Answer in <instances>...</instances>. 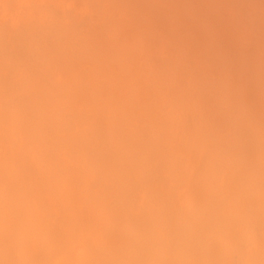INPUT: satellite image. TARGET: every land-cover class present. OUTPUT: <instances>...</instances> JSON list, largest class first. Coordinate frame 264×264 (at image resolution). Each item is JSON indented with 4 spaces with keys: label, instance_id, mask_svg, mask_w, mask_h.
Here are the masks:
<instances>
[{
    "label": "bare ground",
    "instance_id": "1",
    "mask_svg": "<svg viewBox=\"0 0 264 264\" xmlns=\"http://www.w3.org/2000/svg\"><path fill=\"white\" fill-rule=\"evenodd\" d=\"M4 1H3L4 2L3 5H5V3H6V0H4ZM8 1H11L13 3L15 0H7V3L4 6L5 8L3 7L4 10L6 9V7H9L10 6L9 3L12 4L11 2L8 3ZM44 1L47 2L46 0H44ZM73 1L74 0H72L71 2H73ZM82 1H80L79 3H82ZM108 1L110 3L111 2L113 3V4H109V5H114V3H116V2L118 4V1L117 0H116V2H113V1H110V0H107L105 2L109 3ZM121 1H123V0H119L120 4L122 3ZM128 1L131 2V0H127L125 2L126 3H129ZM137 1L138 0H136V2L134 1L135 2L134 6L139 5L138 7L139 8L141 7L140 9H142V7L144 5L145 9L148 8V10L151 9V7H152L151 10L153 11V8H154L153 5L154 4L152 5L151 2L154 3V1L148 2L150 0H147L146 1L147 3H146L145 0H144V3L145 4H143V0H142V2L141 1L140 2L143 5L140 2H139L140 4L139 3L137 4ZM173 1L174 2H171V5L169 4L170 7H165V10L170 8V11L172 9H173L172 11H174L175 10L174 7L171 8V6H172V4L174 6V3L177 2L176 4L179 7L178 13H180V15L183 17L182 18L179 14H177L180 17V21L185 18L186 14L187 15L189 14L190 16H193V17H190L188 15V16H186V18H189V17L190 18H193V19L196 20V22L191 27L190 26L188 27L186 25L182 26V28L185 27V26L187 28L186 27H185L186 29L184 28L185 31H184V29H181L185 33H183L182 35L180 34L182 36V37L180 36V38H183L180 41H178V39H177L179 37H176V36H179L177 34L178 33L177 32L176 35H175V38L177 39L178 42H172V40H168V39H166L164 37L165 40L163 39V41L160 42V44H156V45H154V44L152 45L150 43V40L152 38H154L155 35L157 37L156 39H160L159 37L162 36V35L158 34V31L156 32V30L151 27L153 24L155 25L156 22H153L152 25L150 24L151 26L145 23V21H146V19H144L145 17H142L141 16V12L144 11V7H143V10H135V11H134V8H131L130 7L132 9V10L130 9L131 13L133 11V13L131 14V13H129L130 11L128 12V8L129 7L125 5L126 3H122V4H124L122 7L125 8L124 12L126 11L127 14L129 13V16H131V19L134 18L135 16H136V19H137V17H138V19L141 17L140 18V23L137 24V22H135L132 19L133 22L135 23V24H133V26H135V27H133L130 24L133 27L132 28L133 29V36L130 38V35H131L130 34L129 35V39H126L125 38L126 35H125L124 36V39L120 38V40H119L118 37H117V40H116V34L114 32L117 31V30H119V28L123 27V26L120 27V22L121 21L124 22L126 19L125 20H123V19L122 20H119L120 22L119 21H116L117 19L113 20L114 21V24L113 23L112 24H113V26L116 25L117 28H115V27H113L111 25L113 28L110 27L111 30H109V33L111 32L112 34H110V36L109 35L108 36H109V39L110 38H112V39H110V40L108 39L107 41H105V39L107 38V37L105 38V36H106L105 35V32H106L108 26H110V23L111 22L108 23L109 24L108 26H106V24H105L106 21L105 22L102 21L103 23H101V25H104L106 27V28L103 27V29H105V30H103L102 28H99V25L100 24L97 25V23H95V26L97 25L96 26L97 28L95 29L93 27V32H94V29H95V31L98 30L97 32L100 31L99 35L101 33H102L101 34L102 36L104 35L103 36L104 39L102 40L101 39L102 37H97L96 36V33L93 34V32L91 31L92 30V27H91V30L90 29L88 30L87 28H84L85 30L87 29L86 30L87 33H85V34L82 33V32H85L83 29H81L82 27L80 29L77 28V27H80L79 24H83V22L81 23V21H82L81 20V16H80V20H79L80 23L75 22L76 16H72L71 15L72 14L71 11H73V10H71V9H70L71 11L68 10V11L71 12L70 13V12L66 11V8L67 7L65 6V9L63 8L64 9V13L66 12L67 14H66V17H63V16H61V13L59 14V12H61L63 9L61 11L57 12L58 10L57 11L56 10L53 11L54 7H52L53 9L51 8L52 10H50V6H49V9H48L47 8L48 6H44V3L41 4V5L39 4L40 9L42 8L41 10L44 11V7H45V10L49 11V13H50L49 14L46 11L48 13V16H47L48 17V20H45L44 21V24L47 23V25L48 24L49 25L48 26L47 25L43 26V23H42V26H41V24H40L41 22H37L36 20L35 21H36V23H38V25H35V22H33L34 19L31 20L32 21V24H33V25H31L30 18H29V22H28V24L30 23L29 24L30 26L27 24V27L26 28H25L26 25L24 26V24H21V23L17 24V25H19L18 26L19 28L23 26V29L25 28V30L29 27V32L27 34V31L28 30H26V32L24 30L22 33L25 32L26 34H24V35L23 34L22 35L20 34V36L18 34L17 36H15L16 37V40H17V37L19 38V41L18 40H17L18 42L16 41L17 48H20L23 51V52L22 51H20V52H22L24 54L23 55L20 54L21 56H19L17 52H19L20 49L19 50H15L17 48L16 47L13 48L15 51H17L16 52L17 55H16V58L15 59L19 60L20 62L23 60L22 62L24 64L26 63V61H27L26 58L28 56H25L26 58L23 57V56L24 55H31L30 57H31L32 60L29 57V59L31 61H27V63H29V65L27 63L25 64L27 66V70H28L27 73H29V75L31 74L30 73V70H29L30 68H32L33 71H36V74L34 72V73H32L33 75L31 74V76H26V74H25V72H26L25 67L26 66L23 63H22L23 66H21L22 64L21 65H20V63L18 64L17 63V60H15V62H14V59H12V58L15 57L14 56L15 55V51L13 52L14 55L11 54L12 53L11 51H13V49H11L10 52L8 51L9 52V55L11 54V56H13L12 58L6 52V50H8V49H6L5 47H8L9 46L10 39L8 38L9 39V42H8V46H6L7 45L6 42L8 40H4V38L8 35L7 33L9 32L8 31L9 29L6 30V28L10 25V23L6 22V21H8V19L6 21H4V23H1L0 22L1 25H3V24L5 25V26L3 25L4 28L2 29V30L5 29L4 30V33H2L3 31L2 32L0 31V33H2L3 37L5 36V34H7L4 38H2V36L0 35L1 36V40L3 39V42L6 41L5 42L6 44H3L2 43L3 46L0 44L1 47H3L5 49V50H2L3 53L6 52L5 55L7 54L4 58L5 59H8V60H11L12 59L13 62H14L13 65H17V64L19 65V68H18L17 66L13 67L9 63V65L7 64L6 67L9 70L12 69V70H10L11 73L10 74L7 73L8 74L7 75V74H5L4 71H2L5 74V76L3 75V77L1 76V73H0V88H2L3 89V92H4V94L2 95V98H0V121L2 120L1 122H3L5 119H7L9 122L12 123V125L13 124H14V126L16 125L21 130V134L19 135V139H17L18 138L17 137L18 135L14 134V136H15L14 138H15V140L17 142H19V146L15 150L12 149L13 151L9 152L10 149H11V146H13V143L15 142L14 141V138H13L12 139L13 141L10 140L12 142V145L11 146L8 145L10 147V149L8 150L6 148L8 153L5 154L6 153L5 152L3 156L0 154L2 156V157L0 156L1 157L0 158V226L2 225V223L4 222V220L5 221L7 220V217H5L7 214H9V216L12 214L11 217L12 216L15 217V215L17 214L16 215L17 218L19 217L21 220H18L19 218L16 219V217L15 218L12 217L14 219V221H16V220L18 221V222L17 221L15 222V223H17V225H18V223H19V225H21V222H22V225L23 224H27L28 225V223L30 224L31 223V220L30 221L27 220L26 219L27 217H25V214L28 213L29 214V217H31L34 220L33 217H34V212L35 211H33V207L36 204L39 205V206H42L43 205L45 207L44 204H45V202L47 200L44 201L45 199L42 198V197H44L43 196V193L44 192H47L48 195L50 193H51V195L52 194L53 195L56 194L55 197L58 198L60 194H58L57 190L60 189L63 185H65V184L69 185L71 183V184H73V185H71V187L73 186L74 189H75V186H74L75 184H74V182L72 183V179L75 178V176L71 179V178H69V177H71V175L68 176L67 173L72 172V171H70L71 169L76 170L77 168H78L79 174L81 172L82 173L80 174V177L79 178H76V179H79V181H78L79 183H80V181L82 182L81 179H83L82 184L81 183L80 184L82 185L81 186V189L85 191L84 192L81 189H79L80 190V193L81 192L86 193V190H89L88 191V194H87V195H89L90 194L89 192L91 190V195L93 194L92 196L90 195L91 198H90V196H87L85 194L84 196H86V197L83 196L85 199H88V200L89 199H92V198H93L92 200H94V199H100L101 196L94 195V192L92 190L103 191L102 189H104V188L106 190L108 188H111L112 189V187H114L115 188L114 190H116V191L118 190L120 194L124 193L125 196L127 194H129L128 193L129 190H130V194H131L132 189H133V195L134 196H135V193L134 192H136V189H139V191L141 189H143L145 191H147V189L148 190L150 189L151 190L150 192L147 191V192H149L148 193L149 196H148L147 192L143 191L147 195L144 194V196L146 198L143 199V201H145V202H142V203L143 204H147L149 201H152L153 199H155L156 202H154L155 201L154 200L153 201V203H154L153 205H157V206L159 205L161 207V205L163 203L161 202V204H159L160 203V199H157V198L161 196L160 197L161 198V201L163 200L165 202V199H163V198H169L170 197L169 195L172 193L173 196H171L169 198V200L168 199L166 200L167 203L169 201V203L166 204V205H168L169 210H170V208L172 206V203L174 202V201L172 202L171 200H173V197L175 196L174 192L176 191V190L175 191H172V190L173 189H176L175 187L181 188L183 185L180 187V186H176L177 184H175V185L174 184H171V181H173V180L175 181L176 180L175 179V176L174 177L172 176V178H171V176H168V175H167V177L166 176L165 177L164 176L161 177L158 174L161 177V181L160 182L161 183L163 182L162 185L159 183L161 185V187H163V185H165V187L167 189L168 188L170 189V190L169 189L167 190L165 187L161 188V190H163L164 188L166 189V194L168 196H166V194H164L165 195L164 196L163 193L165 191L162 192V195H161V191L159 190L158 186L155 187L157 189H155L154 187L152 188L151 187V184L147 183L146 181L149 180V178L152 175H154V178L151 177L152 180L157 179V178H159V180H160V177L159 176L156 177V173H159V172L162 173V172L165 171V170L163 171V169H166V165H165V168H163L164 166H162V163H164L165 160H164V162L160 161L161 157L167 156V157H165L166 158V161L167 160L168 161L172 160V161H170V163L172 162V166L171 167H174L173 165H175V167L173 169H176V168L179 169L178 172L180 173L179 174L180 176L182 174L181 173L182 170L180 168H178L179 167L178 164H181L184 167H186L184 165L185 162H182L183 159L185 158V156L183 155L184 153L181 154V153L178 152L179 155L176 158L175 156H173L174 153L173 154L170 153V149L169 148H165L166 145H167V142L166 141H168L169 138L167 140H165V141H162V143L159 142V146H157L158 144L155 146V143H158V141L161 139V136H162V139L163 138L166 139V137H165L166 134H165V131L164 130L165 129H169L171 126H173L175 124L176 125L177 124L179 125L178 130H179L180 127H183V128L186 127L188 129L189 126H190V124L193 126L194 129L192 127L191 128L194 130V135H193V132H192V129L191 128H189V130H187L186 132H185V128H184V131H183V128H182L181 129L182 130L181 132H185V133L188 132V135L186 136V143L188 144V141H191V139H192L193 142L191 141L192 142L191 145L194 146L195 149L198 148V150H200V148H202L203 145L204 146H207V148L205 147L207 149V153H204V155H206V154L209 153V155L211 156V159H212L213 163L212 162H210L212 164L209 163V159H208V157H206L207 155L205 156L204 159H208V160H206V161H208V163L206 165L207 166V169H209L210 167L211 168L213 167V169L211 171L210 170L211 168H210L207 172H205V171H203V172H205V173H208L209 171L212 172L211 176L215 177L214 178L215 180L219 176L218 173L221 172L218 168H220V169L221 168H223V169L225 168V170H226L227 169L226 167L229 166L230 164H232L234 166V164H237L238 162H241V161L244 162V163L246 162V158H243L244 161L242 159H241V161L238 159V158H240L239 157L241 155L240 153H242L244 155L247 153V155H249V157L252 158L251 157L252 156L251 153L254 154L253 151H256V149L258 148V143H259V142H257L255 140V137L253 136V134L255 135L256 131H258V130H260L262 133H264V103L257 104V107H253V106H251L249 104V102L252 101V99H249V101L247 100V102L244 103L245 101L242 100V97H243L242 95L244 93H248V91H246V89H247V87L251 86L249 88H251V90H252V88L255 89V93H256V95L257 94L260 95L259 96L260 99L261 98H264V52H261L262 50H260V51H257V52H260V53H258L257 55H256V53H253L252 56L251 55L249 56V53L239 52L240 58L236 56V52L234 53L235 55H233L232 53H228V52H231V50H230V48H232L231 46L233 45V47H234V44L231 41L232 37L229 40V37L226 36L225 38H227L228 40L227 39L224 40V39H220V38L218 39L217 38L218 36L217 37L215 36V31H216V28L215 27H217V26H214V24L216 22L222 21V19H221L220 15L217 12H216V14H218L219 16L218 15L217 16L220 17V18H217L216 16H214V15H216L215 14V11H217L216 8H218V6L214 5V6H212L213 8L207 6L208 3H211L210 0H204L203 1L204 3H202V2L199 3L201 0H199V1L198 0H173ZM223 1H225V0H222V2ZM237 1L238 2H242L243 1V3H241L240 5H244V4L250 5V3L253 2V7L254 8L256 6H258V7L255 8L257 10L253 13V16H250L249 15L250 16L249 18L247 16V18L243 22H246V23H249V24L251 23V25H254L255 28H253L252 26L250 28L255 29V30H258L259 34L261 35V40H262V38H264V36H262V35H264V26H262V25H264V24H262V23H264V0H242V1L241 0H237ZM18 2H20L22 4L21 1L18 0ZM212 2L215 3L214 0ZM229 2H232V0H230ZM31 3H32V1H30L29 5H26L25 4L26 5V8L27 7L28 8L29 7H37L36 4H35L36 6H30ZM83 3L86 4L85 5L86 6L85 8H88V6H89L90 7L89 10L92 9L91 12L94 11V14L97 15V17H96L93 14L94 15V18L95 17L96 18L100 17V18H98V19H100L99 21H101V19L105 18L106 16L108 18L109 15H110L109 16L110 18H113V17H115V15L118 14V12H120V14H121V11H122V9H120L121 11H119V9H118L121 5H117L118 8L115 7L116 5H114L113 7H115V9L117 8L116 11L115 10L114 11L112 10L113 7H106V8H110L111 9V10L109 9L110 12H113L114 14L113 13H110L109 14V11L106 8L105 9L108 12L107 11L106 12H103L101 10V7L103 6L102 5L103 0H85V2L83 1ZM149 3L151 5V7L149 6ZM7 4H8V6H7ZM21 4L18 3V7H16V8L19 9V6ZM254 4H255V6H254ZM42 5L44 7H41ZM80 5H81V7H83V4H80ZM140 5H142V6H140ZM157 5H158V3H157ZM12 6H14V5H12ZM15 6H17L16 5V2H15ZM126 7H128V8H126ZM225 7H226V5H225ZM230 7H233V6H230ZM230 7L228 9H230ZM9 8L11 10H8V9H6V10L8 12H11L12 11V8L11 7H9ZM163 8H161V9H163ZM210 8H212L213 10H211ZM238 8H237V12H238ZM40 9H38V10H40ZM228 9H226V10H228ZM259 9H260V12L262 13V15H261L260 12H258L260 15H256V14H258L257 11ZM13 10L15 11V8ZM38 10H35V12L37 11L36 12L37 14L39 13ZM81 10H83V8ZM81 10H78V11H81ZM89 10L86 9V11H89ZM117 10H118V12H117ZM151 10H150L149 13L147 12L146 14H148V15L151 14V17L153 16L152 18H154V21H156L160 17L161 18L159 20H157L158 22L161 19H164L166 16L170 17V15H166L165 16L164 13H161L156 8L154 9L155 12H153V13H155V15H154L153 13H151L152 12ZM235 10H234V13H237V12H235ZM7 11H3L2 10L0 12H4L5 13ZM43 11H41V12L43 13ZM50 11H53V12H50ZM138 11H140V13H137ZM175 11H177V10H175ZM212 11H213V13H212ZM15 12H17V11H15ZM17 13H18L17 15L19 17L20 16L19 15V12H17ZM42 13H41V15H42ZM134 13L136 14L135 16L133 15ZM160 13H161V16H159ZM31 14H33V17H34V14L35 13L33 12V13H30V15ZM37 14H35V15H37ZM39 14L37 16H39ZM120 14L117 17H120V19H121V16H123V15L121 14V16H120ZM211 14L212 15L214 14L213 17H215L213 19V21L211 20V18H212V15ZM0 15H1V13H0ZM25 15L28 16L29 14L26 13ZM25 15H23V17L20 16V17H22V20H23V18H25L24 17ZM43 15H44V13H43ZM45 15H46V13H45ZM45 15L43 17H45ZM67 15L69 17H71V18H69ZM76 15L79 16L80 14L77 13ZM88 15H90V14H88ZM124 16H127V15L124 14ZM154 16H156V20H155V17ZM173 16H174V14L171 15V17H170L171 20H169L168 17H166L164 20H166V19L169 20L170 24H171V21H172V23H174V21H176L177 22L176 25L179 26V24H180V26L179 27L178 26L177 27L175 26V29H180L181 28V24H183V23H179L176 20V18L173 17ZM67 17H68V20H71L70 21V25L69 24H66V22H67L66 21V18ZM73 17H75L74 18L75 20L72 19ZM82 17L83 18L84 17L86 18V19L85 18L84 19L82 18L83 20H85V22L86 21L90 22V20L87 19V16L83 15ZM162 17H164V18H162ZM172 17H173V19H175L174 21H173ZM43 19H45V18H43ZM109 19H107L108 20L107 22H109ZM131 19L130 20H127V22L128 21L130 22ZM143 19L145 21H143ZM193 19H190V20L192 21ZM150 20H151V18H150ZM164 20H163V22H165ZM190 20H189V22H190ZM12 21H13V19H12ZM24 21H26V20H24ZM73 21H74V23H73ZM88 22H87V24H88ZM146 22L149 23L148 21H146ZM213 22H215V23H213ZM238 22H240V21H238ZM98 23H100V22H98ZM161 23H162V20H161ZM74 24L75 25L77 24L76 25L77 27L76 26L75 27H76V29H79V31H77L75 28H73V25ZM87 24H84V25H86V26L89 27V24L88 25ZM121 24H122V22H121ZM123 24L125 25V22ZM218 24L219 23H216L215 25H218ZM66 25H68L69 28ZM71 25H72V28H71ZM130 25H126L125 27H127V26L130 27ZM12 26H13V24H12ZM230 26L226 30H228L229 28L232 30V28ZM232 26L235 27L233 24H232ZM246 26H247V24H246ZM2 27H0V28H2ZM48 27H49V29H47ZM125 27H123V28H125ZM12 28H14V26ZM218 28H219V30H222V27H221V29H220V27H218ZM245 28H247V27H245ZM73 29H75V33L74 32H71V31H74ZM101 29H102V31H101ZM162 29H165V31H166L165 33H168L170 31L171 32V35H170V33H168L169 36H172L173 35V31L170 28V26H168L167 29L166 28H162ZM15 30L16 29H14V32H15V35H16V33H17L16 31L17 30L16 31ZM20 30H22V29H20ZM38 30L41 31V32H39L40 34L37 33ZM80 30H82L81 33H79ZM124 30H126V28ZM231 30H230V32H231ZM6 31H7V33H6ZM76 31L80 35L82 34V36L85 35L84 38H82L80 36L82 38V39L80 38L81 41L83 40L82 42H80V44L78 43L79 41L76 38V36L79 35V34L78 35L76 34ZM89 31H91V34H93V36L95 35L94 36L95 38L93 36H92L93 38L88 37L87 34H88ZM103 31H105V32H103ZM14 32H10V33L14 34ZM129 32H131V31H129ZM258 32L257 33L254 32V33L258 34ZM113 33H114V36L112 37ZM119 35L117 34V36H119ZM183 35H184V37H183ZM258 35H256V36H258ZM120 37H122V36H120ZM237 37L234 36L235 41H237ZM10 38H11V36H10ZM75 38L78 41L77 43L76 42H73L75 40ZM99 38H100V41H99ZM113 39L116 40V41H114ZM238 39H239V37H238ZM111 40H113L114 42L111 41ZM11 41H13V40H11ZM102 41H104L103 42L104 44L106 42H107V44L109 43V45L107 46V44H106L104 46V44H102V46H101L100 44H101ZM169 41H171V42H169ZM245 42L247 43L248 41H245ZM73 43L74 44L75 43L78 44L77 45L78 48L75 45L76 46V49H75ZM153 43H155V42H153ZM238 43L239 42L237 41V44ZM239 45L243 46V44H241V43H239L238 46ZM14 46H15V44H13V47ZM150 48H152V52L150 50L151 53L148 50ZM144 49H146L147 51L143 54L141 52ZM162 49L168 50L167 52L169 54H171L172 57L166 58V57L160 56L159 55V52ZM0 50H1V48H0ZM2 51L0 53H1L2 56H4V54H2ZM42 51L45 52L44 55H46V56L43 57ZM47 51H49V52H47ZM25 52H27V54H25ZM184 53H187L188 54V57L187 58H189L190 56L193 57V61H190L189 64L192 63V62H194V61L196 62V65L195 66H200L199 64H201V65L203 64L202 66H204V67L206 66L205 67L206 70L209 68V72H206L205 69H204V72L201 71L202 72L201 73L200 70L197 67H191V68L189 67V69H188V63H187V60L188 59L186 60V62L183 60L185 58L182 59ZM242 54L244 55L243 57H245V59L242 57ZM95 55L98 56V57H96ZM165 55H166V53H165ZM7 56H9V58H7ZM17 56L22 57V58H19L18 59ZM91 56H93V58ZM246 56L248 58H246ZM95 57H96V59H95ZM138 57L139 58L143 57V59L141 58V60H143L145 63H148L151 60V62L154 64V68H152V71L149 70L146 73L147 74V78H149L150 76L152 78L154 77V80L153 81H156V83L154 82L155 83L154 85L152 84L153 82L150 83L148 81L151 78L146 79V77H143L144 79H141V78L138 79L136 77L135 78L132 77L133 79L131 80V78H130V81L127 79L128 75H131L133 73L131 71L132 66L135 65L136 62H139L138 61ZM23 58H25V59H23ZM82 58H85V60H87V59H89V60L94 59V60H91L93 62L92 65L89 62V64L92 67L93 73L92 74H88V77H87V79L85 78L86 79L85 81H86V84L87 83L89 84L90 82H87L89 80L88 78L92 79V82L91 83H92V85L93 84H96V87H95V85H93L96 89H94V87L92 86L93 87L92 89H94L95 91L94 90L91 91V88H90L91 86L90 85H87L90 88V90H89V88L87 86H85V88L87 87V89L90 91V92L88 91L89 93L87 91L85 92L86 94L87 93L89 94L88 97H86L87 95L85 93H83L85 89L83 88L81 90L82 82L84 80V79L82 80V78L85 77V76H83L82 78L80 77L81 79L79 78V82L80 83H78V84L75 85L76 82H74V81H77L78 82L77 77L82 76V74L84 73L83 72L84 69L86 70L87 67L81 68V69H83V71H81V69L79 70V71H81V73L78 74L79 76L76 74V77H73L74 79L70 77L71 80L69 81L67 79V81H69V82H65L64 85H60L61 83L62 84L64 83V82H61V81H59L61 83L58 84L57 82H54V80H53V82H52L53 85L51 84V82H49V83L47 82L48 83L47 84L46 81H44V80L51 81L50 79H53L54 78L52 75L57 72L55 69H58V71H60V69H61V71L63 73L65 72L66 77L69 78L68 77L69 76L68 73H69L70 70L68 71V66H70L69 67V69H70L73 66L71 64L75 60H77V61L80 60L81 61ZM0 59L3 60V58H1V57H0ZM20 59H22V60H20ZM51 59H54V60H57V59L60 60L61 59L63 62L60 61L61 62V63H59L60 64V67H59V64H58V68H57V66H55V68H53L54 69L53 70L52 69V65L54 67L55 63L51 62L52 61ZM12 60H11V62H12ZM33 60H35L34 61L35 62V66L36 65L38 66V67L36 66L35 69H33V63H31V62H33ZM85 60L82 61V62H85ZM151 62H149V64ZM4 63L2 64V61H0V64H2L0 66H3ZM76 64L79 65L78 63H76ZM89 64H88V69H87L86 72H89L90 73L91 68H89ZM9 66L11 68H9ZM29 66H31V67H29ZM39 66H40L41 70L39 69ZM139 66H137L136 68L138 69ZM151 66H152V64H151ZM202 66H201V68H202ZM20 67H23V69L21 70V72H23L26 77L23 78V77H21V76H23V73L21 74V76L18 73V76H20V79H22V81L19 83V81H17V78L18 77L15 75V73H17V72H16V69L14 70V68H17V69H19L18 71H20ZM147 67H149V66H147ZM3 68L5 69L4 66H3ZM64 68L66 70H64ZM78 68H79V66H78ZM42 69H43V71H42ZM50 69H52L53 71H51ZM104 69H106V71L108 72L107 74L104 72ZM107 69H109V71ZM132 70H133V68H132ZM38 71H39V74H37ZM67 71H68V73H67ZM135 71H136V69H135ZM7 72H9V71L7 70ZM41 72H42V75L43 76L41 75ZM75 72H76V70H75ZM226 72H228V73L230 72L231 75H234L235 74L234 76L238 77V81H240L239 78L243 75L244 76V79H243L244 84H243V86L241 85L242 82H240V85L241 86H238L239 83L237 84V86H232L231 84H229L231 82L229 80L227 81V76L230 78L231 75L230 74L228 75ZM143 73H144V71H143ZM236 73H238L239 75H237ZM146 74H144V75H146ZM13 75L15 77H17L16 78V81H15L16 83H14V84L7 83V82H10L11 79H13ZM140 75H141V73L138 76H140ZM41 76H42V78H41ZM8 77L9 78L12 77V78L11 79H7V80H4V81H7V82L1 81V79L3 80V78L6 79ZM91 77H94L95 79L97 78L96 80H97V82L98 81L99 82L96 83V80H93L94 78H91ZM18 80H19V78H18ZM40 80H43L44 83L47 84L46 86H49V84H51V85L49 87H46L45 84H42V81H40ZM241 81H242V79H241ZM71 82H73L74 84L71 83ZM54 83H55V85H54ZM56 83H57V85H56ZM7 84H9V85H7ZM86 84L84 83L83 85H86ZM98 84H99V86H98ZM43 85L46 88L43 87ZM235 85H236V83H235ZM77 87H79V90H77L78 89ZM99 88L102 89L101 92H100ZM164 88L165 89H168V91L169 90L171 91V97H170V99L166 98L165 103H163V105L161 104V108L162 109H158L159 111L155 113L156 115L153 118H150V120L152 119L150 122L143 123V125H141V126H139L140 125L139 124L138 125L139 126L138 128L137 127L135 128L134 127V124L133 125L131 124V126L136 129L135 131L126 130L127 127L123 125V122L127 121V119L125 120L123 118V116L124 115L125 116H128L124 112L126 110H129L130 108H132V105H133L132 99H134V98L131 96V93L133 92L135 94L138 90H143L145 92L146 91L148 92L149 90H155V93L157 91L158 95H160L159 94V91L161 90L160 92H162ZM74 90H76L75 93L78 96H82V95H79L81 93L85 94L86 95L85 97L87 98V101L92 100L93 101V104L94 103H97V102H100L101 104L97 103V105H95V106L93 105L94 109H97L96 106H100V109H99L98 112H99L100 115H102V118L105 117L103 115L108 114V118H110L112 121L109 120L106 117L109 120V122L107 123V121H106L104 123V127H103L102 126V123L103 122L100 121L101 118L99 116L97 117V115H95L96 119H94L95 117L93 119L87 118L88 117L87 115H90V112H88L89 113L88 114L85 109H83V110H85L86 112L83 111L82 108H80V111H82L81 113H83V114L77 113V112L75 114L74 111H73V108L74 107L71 108L70 105L67 106L64 102L63 103L65 104V106L63 104L58 105L60 102H62L63 99L65 100L64 97H66L67 95H68V97H66V98H68V100H70V101L71 100L73 101L74 96H73L72 93L74 92ZM119 90L121 91V93H120ZM80 91H82V92H80ZM170 91H169V93L167 92L166 94L165 93H161V94H163L164 97H167L170 94ZM68 92H71V94H69ZM77 92H79V93H77ZM101 93L108 94L109 95V96H107V102L106 101H105V103L102 102L103 101L102 99L105 98V100H106V96L101 98ZM111 93H116V95L118 94L119 97L117 96L118 98H116V100H114L113 94H111ZM69 95H71V96H69ZM142 95L143 96L146 95V96H144V98H145V101H147L146 98L149 97V96L147 94H145V93L142 94ZM240 96H241V98H240ZM252 96L254 97V95H251L250 97H252ZM85 97H84V99H85ZM110 97L113 98L112 100H114V104L113 103L112 104H109L110 102H113L111 100H110V102H108V99H110ZM114 97H115V95H114ZM135 97H136V95H135ZM141 97H139V98H141ZM164 97H163V99H164ZM155 98L157 99V97H155ZM159 98H160V101H161V97H159ZM238 98H240V100ZM257 98H258V96H257ZM136 99H137L136 100V102H137L138 101V98L136 97ZM156 99H153V100L156 101ZM255 99H256V97H255ZM149 100H151V99H149ZM241 100L243 102H241ZM258 101H259V98H258ZM260 102H262V100ZM68 103H70V102L68 101ZM146 103L148 105V102H146ZM153 103H155V102H153ZM82 104H84V103H82ZM90 104H91V101H90ZM74 105H76V104H74ZM135 105H137V104L135 103ZM166 105L168 106V108L166 110H164L167 107ZM66 106L70 108L69 111H72V114L71 115L68 112L67 108L65 110V107ZM145 106H146V104H145ZM145 106L142 105L143 108ZM154 106L155 105H153V107ZM159 106H160V104H159ZM164 106H166V107H164ZM61 108H64V109L61 111ZM137 109H139V108L137 107ZM154 109H152V110H154ZM156 109H157V107H156ZM87 110H88V108H87ZM131 110H134V109H131ZM152 110L151 111L150 110L147 111V112H150V113H146V111H144V112L147 115H149V114L152 113ZM64 111L66 113V114L64 113L66 116L63 114L62 118L59 117ZM131 112H132V114H130L128 117H132L133 111H131ZM137 112H138V110H137ZM144 112L142 114L141 113L140 114L143 115ZM183 112L184 113H188V114L190 112H192L193 115H194V113L195 114H199V115H201L202 119L199 118V121H198V119H196V117H195V119H196L195 120L194 119V116H193L192 117V119H193L192 122L194 124H192L190 122H189L190 124H188V121H187V124H185V122H184L185 120H182L181 121V119H180L181 116H183V114H181ZM74 114H75V116H74ZM84 114H87V115L86 116H83ZM177 115H180V116H178L179 118L177 117ZM186 115L184 114V116H186ZM64 116L67 117L66 118L67 120L65 119L63 121V117ZM136 116H138V115H136ZM144 116H146V115H144ZM69 117L71 118V121L69 120L70 119ZM78 117H80V118H78ZM186 118L188 119V116H186ZM144 119H145V117H144ZM190 119H188V120H190ZM206 119H207V121L202 124V121L203 120H206ZM74 120L76 121V123L73 122ZM98 120L100 121L99 124L97 122ZM103 120H104V118H103ZM195 121L196 122L198 121V122L195 124ZM134 122H135V120H134ZM5 123H7V122H5ZM86 123L87 124L96 123L98 125H94L93 124L94 126L90 128V127H88V125ZM126 123H127V125L129 124L128 121ZM108 124H109V127L107 128ZM6 125H8V124H6ZM80 125H82V127L85 126V125H87V126H85L87 128H85V127L82 128V127H80ZM185 125H187V126H185ZM125 127H126V129H125ZM2 130H4V129H2ZM171 130H172V128H170V131ZM178 130L175 131V126H174V130H173L174 133L173 132L170 133V131H168L169 134H170V136H171V137L169 136L170 137V140H172L175 137V135L177 136L178 132H180ZM5 131H7V130H4V132H2V131H0V132L1 133H6ZM14 131L15 130L13 129L12 132L14 133ZM163 131H164V134L162 133ZM181 132H180L181 136L178 134L181 137V139H179L180 137H178L177 140H176V137L174 138V140L176 141L177 144H182V142H181L182 137L185 136L184 135L185 133L182 134ZM196 132L198 134H196ZM173 134H175V135H173ZM0 136L2 138L4 137L1 134H0ZM188 136L191 137L189 140H188ZM262 137H264V136H262ZM3 139H1L2 140L1 142H3ZM17 142H16V145H17ZM163 142H166L165 143L166 145ZM183 142H185V140ZM183 144L186 145L185 143H183ZM160 145L161 146L164 145V146L161 147ZM188 145L190 146V144H188ZM188 145H187V148L189 147ZM5 147H7V146L5 145ZM159 147H160V149L161 148H164V149H161V151H160L159 150ZM226 148H227L228 151L231 150L232 148L233 149L234 148L237 149V153H238L239 156L237 155V157H236L237 159L235 161H234L235 158L234 159H231L230 158V155H229V157H228V155L226 157V155H225L226 152H224V149H226ZM259 148L264 149V146H261V147L259 146ZM259 148H258V150H259ZM208 149H210V151ZM171 150H172V148H171ZM227 150H225V151H227ZM168 151H169V153H167ZM200 151H202V150H200ZM168 154H169V156H168ZM180 154L183 155L184 158H182V156H180ZM187 154H189V153H187ZM153 156H158V160L160 162L157 163V164H158L159 168H162V170L159 169V171H158V169L157 170L155 169V171H157V172H154V174H153V170H152V172H151L152 174H147V175H150L149 178H148L147 175H146V173H145V171L143 170L144 171L143 172L142 169L143 168L145 170L147 169L145 167L146 163H148V161H149V163H151L150 162V160H152L151 158H153V159L156 158V157H153ZM172 156L175 157V159H172ZM259 156H260V154H259ZM62 157L68 158L69 161L68 160H65V161L63 160L64 162H62L61 161ZM180 157L182 159H180ZM241 157H243V156H241ZM37 158H38V160H41L43 162L42 163L43 166H42V164H40L41 166L39 168L41 169V172L43 173L44 177H43V175L42 176H38L37 175V172L36 173L34 172V170H35L34 167H33L34 170H30L32 168L29 169V167L31 166V164L29 165V162H30L29 160H32L33 159L32 161H34V159L36 160ZM145 159H146V163L143 162V161H145ZM163 159L164 158H162V160ZM176 159H179V160L177 161ZM204 159L202 158V160L200 162L202 163V161ZM155 160H157V158L154 159V161ZM232 160L235 163H233ZM257 160H256V162H257ZM185 161H187V160H185ZM206 161L203 162V163L205 164ZM242 162L240 164H243ZM248 162H249V160H247V163ZM76 163H83L84 165L83 164L82 165L84 167H82L81 169L79 168V166L75 167L76 166L75 165ZM170 163H168V165ZM251 163L254 164V162H251ZM251 163L249 164L250 166L253 165ZM259 163H257V164H259ZM46 164H47V166H46ZM159 164L161 165V167H160ZM202 164H201V167L203 168ZM221 164L225 165V167H223V165L221 166ZM77 165H79V164H77ZM142 165H144V166H142ZM147 165H149V164H147ZM151 165L149 167L150 170H151ZM208 165H210V166H208ZM249 165H247V166L244 165V167H243V170L244 171H241V172H239L240 170L239 171L235 170V168H233L231 170L230 169L231 166H230V168H228V169H230V171H228V169H227V171L229 173H234V171H237L236 174L234 173L233 175H235V176L237 175L238 177L240 176L239 179L237 177H236V179L234 178V183L236 182L235 180H238L237 181L238 183L237 182H236V184L231 183V185L233 184L232 185L233 188H234V185H236V192L234 191V193L239 194L240 195V198L242 197V195H243L244 198L247 195L246 198L248 200H249V198H252V197H253V199H254V197H256L255 199H257V196L259 198H260V196L264 197V193H259L258 191L255 190V188H257V185L258 184H259L258 186L261 185L260 187H264V169H262V167H261L262 165L261 166L259 165L261 168L257 167V169H256L255 168L256 164H254L255 166L253 165V168H255L256 170L255 169H251L252 166L250 167ZM69 166L70 167L72 166L75 169L72 168V167H71V169H69L70 168ZM245 166H246V168H245ZM248 166H249V168H247ZM44 167L46 168V170H45ZM201 167L199 165L198 170ZM42 168H44V169H42ZM140 168H142V169L140 170ZM156 168H158V167H156ZM177 169L175 171H176V174H177L178 177L177 176L176 177L178 178L177 180H180V183H179V181L177 183L180 185V184H182V181H181V179H179V175L177 173ZM47 170H49L50 174H47ZM52 170H55V171L53 172ZM68 170H69V172H68ZM168 170H172V168L171 169H168ZM200 170H202V169H200ZM200 170H199V172H200ZM51 171H52V173H51ZM141 171L146 176L142 175ZM146 172H147V170H146ZM172 172L171 171L170 172L167 171V174L169 173V175H172ZM183 172H184L183 173L184 175L186 174L185 176H187V174L189 173L187 170H186V173H185V171H183ZM197 172H194L195 174H193L194 175V176H192L193 178L195 176L196 177L198 176V179L199 180L201 179V181L203 179H206L207 180V176L205 175V173H201L200 176H199V174L198 175L196 174ZM216 172H217V174H216ZM228 172H226V173L228 174ZM38 173H40V172H38ZM148 173H149V171H148ZM140 174H141V176H140ZM45 175H47V176L45 177ZM72 175H73V172H72ZM173 175H175L174 172H173ZM201 175L203 176L202 177L203 179L201 178ZM233 175H231V176H233ZM143 176H144V178L147 177L148 179L147 178H145V179L143 178V181L142 182L140 181L142 183V185H141V184H139L140 182L138 181V178L139 177L141 178ZM211 176H209V178ZM223 176H225V175H223ZM192 177H190V178H192ZM196 177H195V179H196ZM227 177H228V175L226 176V178ZM67 178H69L68 181H67ZM140 178H139V180H141ZM184 178H182V179H183V184L185 185L184 182L185 181H188V179L186 180ZM193 178L191 180H193ZM209 178H208L207 181L214 180L212 178H210V179ZM169 179L171 180L170 181V184L171 185L168 184V183H167L168 184L167 185L165 183L166 181H169ZM152 180H149V182L152 181ZM199 180H196V181L199 182ZM206 180H203L204 182H200V183H197L195 181V186L197 188L194 187L193 188L194 190L192 192H196V190H198V192H199L202 187H204V189L207 188L206 185L203 186V184L205 183ZM227 180H229V178ZM154 181H157L158 182V179L157 180H154ZM154 181H152V182L154 183ZM78 182L75 181V183H78ZM133 182H135V183H133ZM143 182H145L147 186H144L145 184L143 185ZM198 184L201 185V186H197ZM172 185H174V186H172ZM149 186L151 188H149ZM136 187H139V188H136ZM145 187H147V189H145ZM54 190H56V191H54ZM152 190H153V192H152ZM177 190H180V189H177ZM59 191L61 192V189ZM73 191H75V190H73ZM124 191H127V192H124ZM168 191H171V192L168 193ZM77 193H79V192H77ZM141 193H142V191H141ZM151 193H152V195H151ZM153 193H155V194L157 193V194L156 195L155 194L153 195ZM206 193H207V191H206ZM234 193H233V195H234ZM41 194H42V197H41ZM120 194H118V192L115 194V192H114V197L112 198V200L115 201V199H119L120 198ZM124 194L121 195V198H120L121 200L119 199L120 201L118 202L119 204H120L121 201L122 202H125V204H126V202L129 201V198H130V200L133 199L132 196H130L129 198L128 197L126 198L124 196ZM214 194L215 195L218 194V196H219L220 193L219 192L217 193L216 191H214L213 192V195L212 194H209L211 197L213 196L212 199H211V197L209 195L203 197V200L205 201V204H206L205 206H203V207L202 206L196 207L195 205L192 206V210L191 211H194V213H195V209L196 208H198V209L201 208V207L204 208L203 210L202 209H200V210L196 209L197 211H199V212L196 211V214H194V213L191 212V214L193 216L195 215L194 218H193L194 219L193 222L190 221V222L187 223L186 220H184L186 223L185 222H182L183 220H181L182 218L180 217V215H179V220H180L179 221L177 219L178 218L177 216H178L179 213L178 212L176 213L174 211L177 214V215H175V213H172L173 210H171L172 212L171 211L170 212L172 213V215L176 216L175 217V221L178 220L176 222V226H175L174 221H171V220H173L172 218H174V217L171 218V216H170L171 214L169 215L168 209H165L167 207L165 205V203L163 205H165L166 207H164V206L161 207V211H163L162 212L163 214L160 213L158 215H160V217L162 215H164L165 219H164V222H162V223L165 224V221H167L166 222L167 225L165 226L167 229L166 228H163L164 224H163V226L161 224L160 227L162 226L161 227V233H162L161 235L162 236H159V235L158 236H159V238L162 237L160 239H163V241H165V238L167 236L165 238H163L164 234H167L168 232L171 233L170 231H167V230L170 228V230H173L174 231V233H173V231L171 233V234H174V235L173 236L170 235L169 237L172 239L171 241L175 245V249H177V251H178V254L177 255H176L177 252L173 253V254H175L177 256V259L174 258L177 261V264L178 263H180V264L181 263L182 264H186L188 262L187 260H189V259H190L189 261L192 262L191 264H216V263L218 264L220 262L219 259H221V257H220V258H218V261H217V257H219L218 255L221 256L222 254H224L226 256V254H227L226 252L228 250H226V248L224 250H222L223 248L220 247L219 248V251L221 250L223 252L224 251H226V252H224V253L223 252H221V253L220 252L219 253L217 252L218 254L215 253L216 255L215 254L213 255L214 252L212 253L213 250L211 251V249L214 247L215 248L214 251L217 250L216 249V247H217L216 245H217L219 239L220 240L223 239L224 240V243H226L225 242L226 235H224L222 233L224 231L227 232V230H229L230 228H231L230 230H232V227L233 226H236L235 224H238V223L241 224V225H245L246 226V223H250L251 224V222L252 223L254 222L252 224V226H254L255 225V221H253L252 218L250 219V215H256L257 214V216H255V217L256 218H259V217H261V214H264V213H262V208H264V205H262V204H264V202H262L261 204H259V203L257 204L258 205V207H257L258 209L257 210H255L256 209L255 207H252V204H249L248 205L246 203L247 204V205H245L246 208H250L251 207V209L252 208H255V209H252V211H251L250 209H246L245 208L247 211L245 210L246 214H244V211H242L244 209L242 207L243 204L241 203L242 198L241 199H237L239 196L237 195V198H236V194H235L234 196H235L236 199L235 198H233V199H235L237 201V203H239L238 200H240V203H241L240 209L242 208L241 209L242 212L241 211L239 212L238 208H236V209L235 208H231L230 211L232 209H235V210L234 211H231V212L229 211L227 214L225 213V211H223L224 213L221 212V213H223L222 214L223 216H222V215L218 214V211H219V209L222 210L223 207L225 208V206L221 207L222 206L221 203H222L223 199L226 200V196H225L226 194H222L221 193V196L223 195L222 196L223 199L221 198V196H219L220 197L219 200H217L219 197L217 198V196H215L216 197L215 198L214 197ZM260 194H262V195H260ZM44 195H45V193H44ZM117 195H118V198L116 197ZM123 196L125 197V199H124L125 201H123V199H122ZM147 196L150 199H151L152 196H154L155 198L152 197V200H149L147 198ZM208 196L210 197V199L208 198V200H207L206 197H208ZM224 196H225V198H224ZM231 196H232V194H231ZM234 196H232V197H234ZM98 197H100V198H98ZM102 197H104V195H102ZM63 198L66 199L67 197L66 196H63ZM104 198H101V199H104ZM36 199L38 201H36ZM40 199H41V201H40ZM52 199H54V198H52ZM126 199L128 201H126ZM146 199H148V200H146ZM253 199L252 200H249V201L253 202L254 201ZM32 200L36 204L33 205V207L30 208V206L32 205V203L31 202L29 203V201H32ZM210 200H212V201L215 200L214 201V204H213V202H210ZM133 201H134V199L132 200V203H134ZM204 201H203V203H204ZM219 201H221V202H219ZM116 202H117V200L115 201V203ZM224 202L225 201H223V204H225ZM231 202H233V200ZM255 202H256V200H255ZM257 202H258V200H257ZM259 202H260V200H259ZM28 203L31 204V205H29ZM118 203H116V204L113 203V204H114V206L116 205L118 207V205H119ZM218 203H220V205ZM237 203H235L236 204V207L238 205ZM121 204L119 205V207L121 206ZM169 204H171V205H169ZM207 204H209V205H207ZM253 204H255V203H253ZM37 205L35 207H37ZM128 205L127 204L125 205V207H126L125 209H127V210H129L128 209ZM148 205L151 208L153 206V205L151 206L150 204H148ZM200 205H204V204H200ZM43 206H42V208H44ZM142 206H144V205H142ZM13 207H18V208L20 207L19 209H21V212H18ZM24 207L27 209L28 212L25 210L26 213H24V212L22 213V210H24ZM139 207H141V206H139ZM177 207L179 208V206H177ZM142 208L143 207H141V210H142ZM157 208L158 207H156V208L153 207V210H154L153 212H155V210ZM193 208H195V209L193 210ZM143 209L145 211V206H144ZM190 209L191 208H189V210ZM11 210H13V212ZM29 210L31 211V213L33 212L32 213L33 216H30L31 213H30ZM121 210H122V208H121ZM124 210H123V214L124 213L126 214L127 211L124 212ZM158 210H159V212H161L160 209H157V212L156 213H159ZM179 210H180V208H179ZM259 210H261V211H259ZM9 211H11V213H9ZM164 211L166 212V214L164 213ZM236 211H238V214L236 216L238 217L239 220L238 219H235V217H234V214L237 213ZM153 212L151 213V215L153 214ZM234 212H236V213H234ZM258 212H261L260 215L258 214ZM19 213H21L24 216L21 215V217H20ZM189 213H190V211H189ZM242 213L245 215L244 216V218L246 219L245 221H244V218L242 217L243 216ZM130 214L131 213H129V212L126 214V217L125 218L127 220L126 219L125 220L122 219V220L128 221V218H129ZM148 214L146 213V214H143L145 216H142L143 217L142 219L143 220H146V221H144L145 223H147L146 226L148 224H151L152 223L151 222L152 220H153V223L154 224H158V223H155V221H154L155 218L154 217H156V216L159 217V216L157 214L155 216L154 215H152V216L150 215L151 217H153V218H151V217H149ZM180 214H182L181 211H180ZM191 214H188V216L191 217ZM146 215H148V216H146ZM165 215L166 216L169 215L170 217L168 216V218H171V219H166V216ZM258 215H259V217H258ZM127 216H128V218H127ZM134 216L133 217H130V219L133 220L132 218H134ZM246 216H249V217H246ZM74 217H72L71 219H75ZM157 217H156V219H157ZM190 217H188V218H190ZM240 217L243 218V220ZM58 218H59V221H60L59 223H62V220H65V222H67L66 220H69L70 219V217H69V219L68 218H63L62 219L60 217H58ZM136 218H137V216L134 218V222H135V219ZM25 219L27 220V222L25 221ZM78 219H80V218L78 217V218L75 219L76 221L75 220L74 221L77 222ZM147 219H148V221H147ZM248 219H249V222H246ZM131 220H129L128 223H130ZM143 220H140V222L143 221ZM160 220H162V219H160ZM169 220H170V222L168 224V221ZM240 220H242L241 222L242 223L244 222L245 224H242L240 222ZM56 221H58V220H56ZM136 221H137V219H136ZM149 221H150V223H148ZM80 222H82V221L80 220ZM123 222H122V225L124 223L127 224V222H124V223ZM131 222H133V221H131ZM140 222H137V223L140 224ZM159 222H161V221H159ZM171 222H172L173 225L171 224ZM234 222H235V224H232ZM258 222H260V220ZM67 223H70V222L68 221ZM72 223H73V221H72ZM135 223H133V225H135ZM145 223L142 224L144 226V228L146 227L145 226ZM78 224H80V223L78 222ZM177 224H179V225H177ZM229 224H230V226H229ZM142 225H141V227H142ZM169 225H170V227H167ZM194 225H195V228L193 227ZM137 226H139V225H137ZM149 226H151V225H149ZM157 226H159V225H157ZM178 226H180V229H178L179 228ZM247 226H248V224H247ZM247 226L244 227V228H249L250 229V226L249 227H247ZM192 227L194 228V230H192ZM125 228L128 229L127 227H125ZM175 228L177 229V232H178L176 234H175V232H176L175 231ZM223 228H224V231L222 230ZM28 229L29 228H27V231H23V229L21 228V231H22L21 234L22 235H25L24 238L25 237L27 238L28 237L27 232L31 231L30 229L29 230ZM196 229H198V230H196ZM225 229H227V230H225ZM249 229L248 230L246 229V231L247 232L248 231L249 232H252V230L250 231ZM4 230H5L4 228H3V230L0 229V246H1V242H3L2 238H1L2 237L1 231L3 232V235H4ZM133 230H135V229H133ZM149 230H151V229L149 228ZM162 230H163V232L165 231L164 234H163ZM229 231H228V234L230 233ZM242 231H245V229L242 230ZM149 232L147 234L145 232H142V233L145 234L144 236H147L149 234ZM247 232H245V234L242 232L244 234L243 237H245V238H243V239L242 238H239L240 237V235H239V237L236 239L237 240V244L238 243L242 244V246L238 244V247L240 246L241 249H242V247H243L244 244H247V243H245L247 241L246 235L249 234ZM23 233H25V234H23ZM30 233L31 232H29V234ZM124 233H125V231H124ZM138 233L141 234L140 232H137V234L135 233V235H138ZM158 233H159V231H158ZM253 233L252 234L255 237L256 236V231H253ZM152 234L150 236L148 235L150 239H152ZM129 235L132 237L134 234L131 235V233H130ZM138 236L140 237V235H138ZM156 236L157 235H155V237ZM19 237L16 238V240L19 239ZM135 237H137V236H135ZM143 238L145 240V237H143ZM170 238L168 240H170ZM131 239H133V238H130V240ZM134 239L135 240H132L133 241L132 243H134V241H136V242L138 241L136 238H134ZM153 239H154V236H153ZM238 239H241V240H238ZM139 240H140V238H139ZM223 240H222V243H220V246L223 245V247H226V246H224L226 244L223 243ZM244 240H246V241H244ZM248 240H250V242L252 241L249 238H248ZM140 241L143 242L142 236H141V240ZM146 241H147V239H146ZM152 241H155V240H152ZM171 241H169V242H171ZM240 241L243 242V243H241ZM157 242H160V241H157ZM247 242L250 243L249 241H247ZM162 243H164V242H162ZM162 243H161L160 246H162ZM168 243H166V245L164 243L163 245H165V246H162V247H164L163 248L164 251L161 249L162 250L161 253L163 252V254H160L159 253L162 256H159L158 258H161V259L162 258L163 259L166 258L168 260L167 261L165 259L164 260L162 259V261H163L162 264L163 263L170 264L169 261L173 262V260H174L171 257H170L171 260L168 257H165L167 255V253H168L166 251ZM214 244H216V245H214ZM141 245H142L143 248L141 247ZM141 245L138 247V242H137V245H135V247L140 248V249H136L135 247H133V249L135 248V250H140L139 251V253H140L141 252V249L143 250L144 247H146V245L143 246L144 244H141ZM230 246H232V245L230 244ZM230 246L228 247V249L230 248ZM1 247H0V262L2 261L4 263V261H3L4 258L2 256V252L4 253V247H3L2 250H1ZM168 247H170V246H168ZM155 250L152 251L151 254H153L155 252ZM127 251L129 252L130 250H127ZM179 251H181L180 253H182V251H183V253L184 252L185 253L184 254H179ZM147 252H149V250ZM132 253H134V252H132ZM137 253H138V251H137ZM137 253H134V254H137ZM187 253H188V255L189 254L190 255L188 256ZM151 254H149V255H151ZM155 254H156V252H155ZM155 254H153L154 256L152 255V257H154L156 259L157 257H155ZM169 255H172V254L170 253ZM141 256H143V254ZM179 256H180L181 259L179 258ZM147 257H149V256H147ZM141 258H143V257H141ZM141 258H138V259H140V262L142 260ZM150 258H151V256H150ZM150 258H148L147 260H149ZM182 258H184V259H182ZM156 260H158V259H156ZM178 260H180L181 262L178 261ZM185 260H186V262H185ZM153 261H155V260L152 259V262ZM176 261H175V263L173 262V264H176ZM155 262H157V261H155ZM150 263H151V261H150ZM107 264H109V263H107ZM111 264H112V262H111Z\"/></svg>",
    "mask_w": 264,
    "mask_h": 264
},
{
    "label": "rangeland",
    "instance_id": "2",
    "mask_svg": "<svg viewBox=\"0 0 264 264\" xmlns=\"http://www.w3.org/2000/svg\"><path fill=\"white\" fill-rule=\"evenodd\" d=\"M4 0H0V11H7L6 9H8V10H11L9 7H11L12 8V11L11 12H0L1 13V17H0V22L1 23H4V21H6L7 19H8V21H6V22H8V23H10V25L6 28V30H8L9 32L7 33V31H6V33L8 34H5V38L3 37V35H2V33H4V30H2L3 28H4V26L3 25H1V23H0V27H2V28H0V31L2 32V33H0V35L2 36V38H4V40H8L6 43H7V45L6 46H8V42H9V39H10V44H9V46L8 47H5L6 49H8V50H6V52L8 53V55H9V52H10V50L11 49H13V48H17V45H16V41L18 40L19 41V38L17 37V40H16V37L15 36H17L18 34H19V36H20V34L22 35H24V34H26L25 32H26V30H28L27 31V34H28V32H29V27L25 30V28L27 27V24H28V22H29V18H30V21L32 20V19H34V21L33 22H35V25H38V23H36V21L37 22H41L40 24H41V26H42V23H43V26H45V25H47V23H45L44 24V21L45 20H48V13H49V11H47V10H45V7L44 6H48L47 8L49 9V6H50V10H52L53 8L52 7H54V9H53V11L54 10H58L57 12H59V11H61L63 8L65 9V6L67 7L66 8V11H68V10H73V11H71L72 12V16H76V18L75 17H73L72 19L73 20H75V22H78V23H80L79 22V20H80V16H81V23L83 22V24H79L80 25V27H77L75 24L73 25V28H75L76 29V27L77 28H81V29H83L85 32H82V30H80V32L79 33H87V29L89 30H91V27H92V32H93V27L96 29L97 27V25H99V28H102L103 29V27L104 28H106L104 25H101V23H103V22H105L106 21V26H108L109 24L108 23H110V26H108V28H107V30H106V32L105 31H103V32H105V41H107L108 39H109V36H110V34H112L111 32L109 33V30H111V28H113V27H115V28H117V26L116 25H114L113 26V24H114V21L113 20H115V19H117L116 21H119V20H125L124 22H125V25L123 24L124 22L123 21H121L122 22V24H121V22H120V27L121 26H123V27H125L126 25H132L133 26V24H135L134 22H133V20L135 21V22H137V24H139L140 23V18L138 19V17H137V19H136V14L134 13L133 15L135 16L134 18H132L131 19V16H129V13H131V11H130V9L131 8H134V11L135 10H143V7H144V5L143 4H145L144 3V0H143V4L141 3L142 2V0H138L137 1V4L140 2L142 5H143V7H142V9H140L138 6L139 5H137V6H134V4H135V2H136V0H131V2H129V3H126L125 1H127V0H123V1H121L122 3H126L125 5L126 6H128V7H126V8H128V14H127V12L125 11L124 12V10H125V8L124 7H122L124 4H120V2H119V0H117L118 1V4H117V2H116V0H110V1H113V2H116V3H114V5H116L115 7H117V5H121L118 9H119V11H121L120 9H122V11H121V14L123 15V16H121V14H120V12H118V10H117V12H118V14L117 15H115V17H113V18H110L109 16H108V18H107V16L105 17V18H103V19H101V21H99L100 19H98V18H100V17H98V18H96L97 17V15L96 14H94V11L93 12H91V10H89L90 9V7L88 6V8H85L86 6V4L85 3H83V1L85 2V0H74L73 2H71L72 0H46L47 2H45L44 0H19V1H21L22 2V4L20 3V2H18V0H15L13 3L11 2V1H8V3L9 2H11L12 4H10L9 3V7H6V9L4 10V6L6 5V3H7V0H6V3H5V5H3L4 4V2H3ZM26 3H25V2ZM30 1H32V3H31V5L30 6H36L37 5V7H27L26 8V5H29V3H30ZM80 1H82V3H79ZM105 1H107V0H105ZM104 0H103V3H102V5L104 6H102L101 7V10L103 11V12H106L107 10L109 11V14L110 13H113V12H110V8H106V7H113L114 5H109V4H113L112 2L110 3L109 1V3H107V2H105ZM135 1V2H134ZM147 0H145V2H146ZM151 1H154V3H152ZM199 1V0H198ZM197 1V2H198ZM204 0H201L199 3H204L203 2ZM213 1V0H212ZM211 0H210V2L211 3H208L207 4V6H209V7H212V6H214V5H216V6H218V8H216V10L217 11H215V14H216V12L220 15V17H221V19H222V21H220V22H216V23H219L218 25H215L216 23L215 22H213V23H215L214 24V26H217V27H215L216 28V31H215V36L219 39H227V38H225L226 36L227 37H229V40H230V38L232 37V39H231V41H232V43L234 44V47H233V45L231 46L232 48H230V50H231V52H228V53H232L233 55H235L234 53L236 52V56L237 57H239L240 58V54H239V52H243V53H249V56L251 55H253V53H256V55L258 54V53H260V52H257V51H260V50H262L261 52H264V38H262V40H261V35L259 34V32H258V30H255V29H252V28H250L251 26L253 27V28H255L254 27V25H251V23L249 24V23H246V22H243L246 18H247V16H248V18L250 17V16H253V13L257 10V9H255L256 7H258V6H256L255 8L253 7V2H251L250 3V5H246V4H244V5H240L241 3H243V1L242 2H238L237 0H232V2H229L230 0H225V1H223L222 2V0H214L215 1V3L214 2H212ZM3 2V3H2ZM15 2H16V5L17 6H15ZM66 2V3H65ZM78 2V3H77ZM148 2H151V4L154 6V8H153V11L151 10L152 9V7H151V5H150V3H149V6L151 7V9H149L148 10V8L147 9H145V7H144V11H142L141 12V16L142 17H145L144 19H146V21H148L149 23H147L144 19H143V21H145V23L146 24H148V25H152L153 24V22H156L155 23V25L153 24L151 27L153 28V29H155L156 30V32L158 31V34H160V35H162V36H160L159 38L160 39H156L157 37H156V35H155V37L154 38H152L151 40H150V43L153 45H156V44H160V42H162L163 41V39H164V37L166 38V39H168V40H172V42H178V41H180L181 39H183V38H180V36L183 34V33H185L184 31H185V29L187 28L186 26H193L194 24H195V22H196V20L195 19H193V18H190V17H193V16H190L189 14V18H186V16H188L187 14H186V16H185V18L184 19H182L183 17L180 15V13H178V11H179V7H178V5L176 4V3H174V6H173V4H172V6H171V8L172 7H174V9L175 10H177V11H170V8L169 9H166L165 10V7H170L169 6V4L171 5V2H174L173 0H150V1H148ZM180 2V1H179ZM206 2V1H205ZM2 3V4H1ZM18 3L19 4H21L20 6H19V9L18 8H16V7H18ZM26 5H25V4ZM44 3V6L42 5L41 7H44V11L43 10H41L40 9V6H39V4L41 5V4H43ZM56 3V4H55ZM59 3V4H58ZM106 3V4H105ZM139 3V4H140ZM147 3V2H146ZM157 3H158V5H157ZM231 5H230V4ZM238 3V4H237ZM33 4V5H32ZM36 4V5H35ZM63 6H61V5ZM80 4H83V7H81V5ZM108 4V5H107ZM129 4V5H128ZM133 4V5H132ZM177 6H176V5ZM210 4V5H209ZM228 4V5H227ZM238 6H237V5ZM12 5H14V6H12ZM52 5V6H51ZM73 5V6H72ZM106 5V6H105ZM142 5H140V6H142ZM148 5V4H147ZM180 5V4H179ZM225 5H226V7H225ZM7 6H8V4H7ZM58 8H56V7ZM76 6V7H75ZM148 6V7H149ZM215 6V7H216ZM230 6H233V7H230V9H228ZM237 6V7H236ZM240 6V7H239ZM254 6H255V4H254ZM4 7V8H3ZM15 8V11H17V12H19V15L20 16H22L23 17V15H25L26 13H28L29 15H30V13H35V14H37L36 12H35V10H38V9H40V10H38L39 11V16H37V15H35L34 14V17H33V14H31L30 16L32 17H30L29 15L27 16V15H25L24 17L25 18H23V20H22V17H18V13L17 12H15L13 9ZM115 7H113L112 8V10L114 11H116V9H115ZM122 7V8H121ZM131 7V8H130ZM138 9H137V8ZM147 7V6H146ZM164 7V8H163ZM214 7V8H215ZM240 9H239V8ZM35 10H34V9ZM46 8V9H47ZM52 8V9H51ZM83 8V10H81ZM107 10H106V9ZM158 9V11H160L161 13H164V15L166 16V15H170V17H171V15H173L174 14V16L173 17H175L176 18V20L179 22V23H183V24H181V28L180 29H175V26L177 27L178 25H176L177 24V22L176 21H174L175 19H173V17H172V19H173V21H174V23H172V21H171V24H170V22H169V20H171L170 19V17H168V16H166V17H168V19L169 20H164L165 18L164 17H162V18H164V19H161L162 20V23H161V20L158 22L157 20H159V19H157L156 20V16H154L155 17V20L156 21H154V18H152L151 17V14H146L147 12L149 13L150 12V10L152 11L151 13H153V12H155L154 11V9ZM161 8H163V9H161ZM178 8V9H177ZM213 8V7H212ZM212 8H210L211 10H213ZM237 8H238V12H237ZM64 9L61 11V12H59V14L61 13V16H63V17H66V12L64 13ZM86 9L87 10H89V11H86ZM110 9V10H109ZM225 9V10H224ZM226 9H228V10H226ZM236 9V10H235ZM21 10V11H20ZM33 10V11H32ZM78 10H81V11H78ZM132 10V9H131ZM146 10V11H145ZM148 10V11H147ZM169 12H168V11ZM234 10H235V12H237V13H234ZM41 11H43V13H44V15H45V13H46V15H45V17H43L44 15H43V13L41 12ZM48 13H47V12ZM53 11H50V12H53ZM70 11H68V12H70ZM77 11V12H76ZM85 11V12H84ZM107 11V12H108ZM26 12V13H25ZM56 12V13H57ZM70 12V13H71ZM91 12V13H90ZM144 12V13H143ZM157 12V11H156ZM258 12H260V9L257 11V13ZM3 13V14H2ZM14 13V14H13ZM41 13H42V15H41ZM65 15H64V14ZM77 13H79L80 15L78 16V15H76ZM90 14V15H88V14ZM132 13H133V11H132ZM131 13V14H132ZM137 13H140V11H138ZM161 13L159 14V16H161ZM212 13H213V11H212ZM244 13V14H243ZM261 13V12H260ZM8 14V15H7ZM16 14V15H15ZM50 14V13H49ZM96 16L95 18H94V15ZM114 14V13H113ZM119 14H120V16H121V19H120V17H117V16H119ZM124 14H126L127 16H124ZM146 16H145V15ZM154 15H155V13H153ZM177 14H179L182 18V20L180 21V17H179V15H177ZM218 14H216V15H214V16H216L217 18H220V17H218L219 15ZM246 14V15H245ZM248 14V15H247ZM3 15V16H2ZM69 15V14H68ZM67 15V16H68ZM83 15H85V16H87V19L88 20H90V22H88V21H86L85 22V20H83L84 18L82 17ZM158 15V14H157ZM212 15V14H211ZM213 15H212V18H211V20L213 21V19L215 18V17H213ZM218 15V16H217ZM237 15V16H236ZM250 15V16H249ZM256 15H260L259 13L258 14H256ZM261 15H262V13H261ZM9 16V17H8ZM27 16V17H26ZM70 16V15H69ZM68 16V17H69ZM138 16V15H137ZM246 16V17H245ZM255 16V15H254ZM68 17L66 18V24H69L70 25V21L71 20H68ZM130 17V18H129ZM133 17V16H132ZM211 17V16H210ZM43 18H45V19H43ZM69 18H71V17H69ZM75 18V19H74ZM83 18V19H82ZM94 20H93V19ZM111 20H110V19ZM150 18H151V20H150ZM158 18V17H157ZM195 18V17H194ZM244 18V19H243ZM12 19H13V21H12ZM86 19V18H85ZM107 19H109V22H107L108 20ZM131 19V21L128 23L127 22V20H130ZM149 19V20H148ZM190 19H193L192 21L190 20V22H189V20ZM24 20H26V21H24ZM36 20V21H35ZM40 20V21H39ZM96 20V21H95ZM153 20V21H152ZM163 20L166 22H163ZM195 20V21H194ZM216 20V19H215ZM214 20V21H215ZM12 21V22H11ZM20 21V22H19ZM22 21V22H21ZM103 21V22H102ZM238 21H240V22H238ZM247 21V20H246ZM5 22V23H6ZM87 22H88V24H89V27L88 26H86V25H84V24H87ZM98 22H100V23H98ZM132 22V23H131ZM151 22V23H150ZM244 24H243V23ZM248 22V21H247ZM15 23V24H14ZM19 23H21V24H24V26H25V28L23 29V26L22 27H18L19 25H17V24H19ZM49 23V22H48ZM73 23H74V21H73ZM95 23H97V25L95 26ZM113 23V24H112ZM189 23V24H188ZM212 23V24H213ZM12 24H13V26H14V28H12L13 26H12ZM20 24V25H21ZM30 24V23H29ZM28 24V25H29ZM72 24V23H71ZM87 24V25H88ZM232 24L235 26V27H233L232 26ZM246 24H247V26H246ZM262 24H264V23H262ZM31 25H33L32 24V21H31ZM49 25V24H48ZM47 25V26H48ZM84 25V26H83ZM113 27H112V26ZM130 25V27L129 26H127V27H125L126 28V30H124L125 28H123V27H121V28H119V30H117V31H115L114 33L116 34V40H117V37H118V39L120 40V38H122V39H124V36H125V38L126 39H129V35H130V38L133 36V27H135V26H131ZM161 25V26H160ZM184 25H186L185 27H183L182 28V26H184ZM231 25V26H230ZM250 25V26H249ZM12 26V27H11ZM30 26V25H29ZM40 26V27H41ZM67 27H68V25H66ZM76 26V27H75ZM119 26V25H118ZM168 26H170V28L172 29V31H173V37L172 36H169V34L168 33H170V35H171V32L169 31L168 33H165L166 31H165V29H162V28H166L167 29V27ZM179 26H180V24H179ZM178 26V27H179ZM231 27L232 28V30L229 28L228 30H226L228 27ZM256 26V25H255ZM262 26H264V25H262ZM111 27V28H110ZM161 29H160V28ZM218 27H220V29H221V27H222V30H219V28ZM245 27H247V28H245ZM250 29H249V28ZM43 28V27H42ZM69 28V27H68ZM71 28H72V25H71ZM84 28H87L86 30L84 29ZM185 28V29H184ZM14 29H16L15 31L17 32L16 33V35H15V32H14ZM20 29H22V30H20ZM47 29H49V27L47 28ZM75 29H73L74 31H71V32H74L75 33ZM79 29H76L77 31H79ZM95 29H94V32H93V34L94 33H96V36L97 37H102L101 39L103 40L104 38H103V36L100 34L99 35V33H100V31L99 32H97V31H95ZM102 29H101V31H102ZM152 29V30H153ZM174 29V30H173ZM181 29H184V31H182ZM234 29V30H233ZM249 29V30H248ZM252 29V30H251ZM20 30V31H19ZM25 30V32L24 33H22L23 31ZM103 30H105V29H103ZM179 30V31H178ZM230 30H231V32H230ZM251 30V31H250ZM19 31V32H18ZM77 31H76V34L78 35L79 33H77ZM91 31H89L88 32V37H91V38H93L94 36H93V34H91ZM108 31V32H107ZM129 31H131V32H129ZM223 31V32H222ZM229 31V32H228ZM233 31V32H232ZM10 32H14V34H12V33H10ZM21 32V33H20ZM39 32H41L40 30H38V32L37 33H39ZM118 32V33H117ZM178 32V33H177ZM254 32H258V34L260 35H258V34H256V33H254ZM114 33H113V35H112V37L114 36ZM176 33L179 35V36H176V37H179V38H177L178 39V41H177V39L175 38V35H176ZM40 34V33H39ZM91 34V35H90ZM117 34L119 35V36H117ZM128 34V35H127ZM181 34V35H180ZM227 34V35H226ZM254 34V35H253ZM11 36V38H10V36ZM109 35V36H108ZM185 35V34H184ZM184 35H183V37H184ZM223 35V36H222ZM256 35H258V36H256ZM1 36H0V44L2 45V43L3 44H6L5 42H3V39L1 40ZM82 38H84V36H82V34L80 35H78V36H76V38L78 39V41H77V39L75 38V40L73 41V42H78L79 44H80V42H82L81 41V37ZM93 36V37H92ZM120 36H122V37H120ZM159 36V35H158ZM234 36H238L239 37V39H238V37H237V41L239 42V43H241V44H243V46H241V45H239L238 46V44H237V41H235V38H234ZM262 36H264V35H262ZM96 37V38H97ZM162 37V38H161ZM182 37V36H181ZM9 38V39H8ZM81 38V39H80ZM95 38V37H94ZM257 38V39H256ZM110 39H112V38H110ZM109 39V40H110ZM121 39V40H122ZM255 39V40H254ZM11 40H13V41H11ZM114 40V39H113ZM113 40H111V41H113ZM116 40H114V41H116ZM165 40V39H164ZM228 40V39H227ZM2 41V42H1ZM17 41V42H18ZM99 41H100V38H99ZM110 41V42H111ZM113 41V42H114ZM244 41V42H243ZM245 41H248L247 43L245 42ZM13 42V43H12ZM104 41H102L101 42V46H102V44H104L103 43ZM153 42H155V43H153ZM169 42H171V41H169ZM74 44V47H75V49H76V46L78 45V44ZM100 43V42H99ZM231 43V42H230ZM13 44H15V46L13 47ZM18 44V43H17ZM107 44V42L104 44V46ZM1 45H0V48H1V50H0V52L2 51V50H5L3 47H1ZM76 45V46H75ZM109 45V43L107 44V46ZM237 45V46H236ZM3 46V45H2ZM73 47V48H74ZM243 47V48H242ZM77 48H78V46H77ZM20 48H17V49H15V50H19ZM258 49V50H257ZM14 49H13V51H11L12 53L11 54H13L14 55V51H15ZM149 50V52H150V50H151V52H152V48H150V49H148ZM9 51V52H8ZM20 51H22L21 49L19 50V52H17V51H15V57L14 58H12L13 56H11V54L9 55V56H11V58L12 59H14V62H15V60H17V59H15L16 58V55H17V53H18V55L19 56H21V55H23L24 53H22V52H20ZM147 50L146 49H144L141 53H145ZM168 50H165V49H162L160 52H159V55L160 56H163V57H166V58H170V57H172V55L171 54H169L168 52H167ZM5 52V51H4ZM5 52V53H6ZM17 52V53H16ZM47 52H49V51H47ZM46 52V53H47ZM150 52V53H151ZM5 53H3V51H2V54H4V56H2L1 55V53H0V57L1 58H3V60L5 59L4 57L7 55H5ZM42 53H43V57L44 56H46V55H44L45 54V52L44 51H42ZM165 53H166V55H165ZM21 54V55H20ZM25 54H27V52H25ZM42 55V54H41ZM94 55V54H93ZM246 55V54H245ZM9 56H7V58H9ZM19 56H17L18 57V59L19 58H22V57H19ZM25 56H28L27 58L25 57ZM31 55H24L23 57H25L26 58V60L27 61H31L32 59H31V57H30ZM96 56V55H95ZM142 56V55H141ZM190 56V55H189ZM244 55L242 54V57H243ZM29 57H30V59H29ZM92 58H93V56H91ZM96 57H98V56H96ZM96 57H95V59H96ZM188 57V54L187 53H184V55H183V57H182V59L183 58H185V59H183L185 62H186V60H187V63H188V69H189V67L191 68V67H197L199 70H200V72L201 71H203L204 72V69H205V71L206 72H209V68L206 70V66L204 67V66H202L201 64H199L200 66H195L196 65V62L194 61V62H192V63H190L189 64V62L190 61H193V57H189V58H187ZM241 57V58H242ZM10 58V59H11ZM25 58H23V59H25ZM41 58V57H40ZM142 59H143V57H141ZM141 58H139L138 57V61L139 62H136L135 63V65H133L132 66V68H133V70H132V68H131V71L133 72L131 75H128V77H127V79L130 81V78H131V80L133 79L132 77H136V78H141V79H144L143 77H146V79H149V78H151V79H149L148 81L150 82V83H152L153 85L156 83V81H153L154 80V77L152 78L151 76L149 77V78H147V71H149V70H151L152 71V68H154V64L151 62V60L149 61V62H151L150 64H149V62L148 63H145L143 60H141ZM244 59H245V57H243ZM246 58H248L247 56H246ZM11 59V60H12ZM29 59V60H28ZM91 59V58H90ZM2 59H0V61H2V64L4 63V67H5V69L3 68V66H0V73H1V76L3 77V75L5 76V74H7V73H11L10 72V70H12V69H8L6 66H7V64L9 65V63L13 66V67H15V66H17L18 68H19V63H20V65L23 63L22 61V59H20V60H22L21 62L19 61V60H17V65H13V60H12V62H11V60H8V59H5L4 61H3ZM25 60V61H26ZM52 61L51 62H53V63H55V65H54V67H53V65H52V69L53 68H55V66H57V68H58V64L59 63H61V62H63L61 59L59 60V59H57V60H54V59H51ZM85 60V58H82V60L80 61H77V60H75L71 65H73L70 69H69V67L70 66H68V71H69V73H68V71H67V73H68V77L69 78H67L66 77V75H65V72L63 73L62 71H61V69H60V71H58V69H55L56 71V73L55 74H53L52 76L54 77L53 79H50L51 81H49V80H44V81H46V83L48 82H51V84H52V82H53V80H54V82H57L58 84H60L61 82H64L63 84L61 83L60 85H64L65 84V82H69L70 80H71V78H73V77H76V74L78 75L79 73H81V71H83V69H81V68H85V67H87L86 68V70L84 69V73L82 74V76H79V77H77V79H78V82L77 81H74V82H76L75 83V85L76 84H78V83H80L79 82V78L81 77H83V76H85V77H83L82 78V80H83V82L86 84V79H87V77H88V74H92L93 73V71H92V67H91V65H92V61L91 60H94V59H91V60H89V59H87V60H85V62H82V61H84ZM24 61V62H25ZM27 61H26V63H27ZM35 60H33V62H31V63H33V69H35V67L37 66H35V62H34ZM55 61V62H54ZM61 61V62H60ZM80 62V63H79ZM88 62V63H87ZM89 62H90V64H89ZM25 63V64H26ZM76 63H78L79 65H77ZM139 63V64H138ZM141 63V64H140ZM2 64H0V65H2ZM24 64V63H23ZM23 64L21 65V66H23ZM24 64V65H25ZM28 65H29V63H27ZM52 64V63H51ZM88 64H89V68H91V70H90V73L89 72H86L87 71V69H88ZM138 64V65H137ZM151 64H152V66H151ZM10 65V66H11ZM63 65V64H62ZM61 65V66H62ZM139 66L138 67V69L136 68L137 66ZM9 66V68H11ZM26 66V65H25ZM78 66H79V68H78ZM95 66V65H94ZM147 66H151L150 68L149 67H147ZM201 66H202V68H201ZM29 67H31V66H29ZM38 67V66H37ZM59 67H60V64H59ZM65 67V66H64ZM147 67V68H146ZM73 68V69H72ZM149 68V69H148ZM16 69V72L17 73H15V75L19 78V80H18V78L17 77H15L14 75H13V79H11L12 77H8V78H6V79H4L3 78V80L1 79V81H4V80H7V79H11L10 80V82H7V81H4V82H7V83H11V84H14V83H16L15 81H16V78H17V81H19V83L22 81V79H20V76H21V74L23 73V72H21V70L23 69V67H20V71H18L19 69H17V68H14V70ZM29 69V68H28ZM39 69L41 70V68H40V66H39ZM52 69H50L51 71H53ZM72 69V70H71ZM78 69V70H77ZM81 69V71H79ZM135 69H136V71H135ZM140 69V70H139ZM148 69V70H147ZM7 70L9 71V72H7ZM25 70H26V72H25V74H26V76H31V74L32 73H34L35 72V74H36V71H33L32 70V68H30L29 70H30V75H29V73H27V66L25 67ZM64 70H66L65 68H64ZM63 70V71H64ZM75 70H76V72H75ZM108 71H109V69H107ZM142 70V71H141ZM2 71H4L5 72V74H4V72H2ZM42 71H43V69H42ZM135 71V72H134ZM143 71H144V73H143ZM48 72V71H47ZM78 72V73H77ZM104 72L107 74L108 72L106 71V69H104ZM18 73H19V75L20 76H18ZM66 73V74H67ZM87 73V74H86ZM141 73V75L140 76H138L139 74ZM149 73V72H148ZM202 73V72H201ZM228 75L230 74V72L228 73V72H226ZM225 73V74H226ZM234 73V72H233ZM25 74L23 73V76H21V77H23V78H25L26 76H25ZM37 74H39V71L37 72ZM58 74V75H57ZM144 74H146V75H144ZM151 74V73H150ZM237 75H239L238 73H236ZM8 75V74H7ZM33 75V74H32ZM41 75H42V72H41ZM75 75V76H74ZM149 75V74H148ZM231 75V74H230ZM235 75V74H234ZM234 75H231L230 76V78L227 76V81L229 80L231 83H229V84H231L232 86H237V84H238V86H243V84H244V82H243V79H244V76L242 75L240 78H239V80L240 81H238V77H236V76H234ZM12 76V75H11ZM43 76V75H42ZM42 76H41V78H42ZM90 76V75H89ZM92 76V75H91ZM138 76V77H137ZM61 77V78H60ZM63 77V78H62ZM66 77V78H65ZM71 77V78H70ZM80 78V79H81ZM86 78V79H85ZM91 78H94V77H91ZM15 79V80H14ZM67 79L69 80V81H67ZM74 79V78H73ZM89 80L87 81V82H90L89 84L87 83L86 85H83L84 83L82 82V87H81V90L84 88L85 90H84V92L83 93H85L86 91L88 92L89 90H90V88H91V91L92 90H94V89H96L95 87H96V84H93V85H95V87L92 85V79H90V78H88ZM97 79V78H96ZM95 78L93 79V80H96ZM241 79H242V81H241ZM66 80V81H65ZM101 80V79H100ZM156 80V79H155ZM40 81H42V84H45L44 83V81L43 80H40ZM59 81H61V82H59ZM105 81V80H104ZM147 81V80H146ZM99 82V81H98ZM97 82V80H96V83H98ZM106 82V81H105ZM155 82V83H154ZM240 82H242V84L240 85ZM47 83V84H48ZM57 83H56V85H57ZM71 83H73V82H71ZM235 83H236V85H235ZM2 84V83H1ZM47 84H45V86L47 85ZM51 84H49V86L51 85ZM74 84V83H73ZM151 84V85H152ZM7 85H9V84H7ZM16 85V84H15ZM53 85V84H52ZM54 85H55V83H54ZM87 85H90L91 87L89 88ZM44 85H43V87H45ZM49 86H46V87H49ZM85 86H87L88 88H89V90L87 89V87L85 88ZM94 87V89H92L93 87ZM98 86H99V84H98ZM45 87V88H46ZM249 87H251V86H249ZM249 87H247V89H246V91H248V93H244L242 96V100L243 101H245L244 103H246L247 102V100L249 101V99H252V101H250L249 102V104L251 105V106H253V107H257V104H261V103H264V98H261L260 99V95H256V93H255V89H253L252 88V90H251V88H249ZM253 87V86H252ZM78 89L77 90H79V87H77ZM165 89V88H164ZM163 89V91L162 92H160L159 91V94L160 95H158V93H157V91H156V93H155V90H149L147 93L145 92V91H143V90H138L135 94L132 92L131 93V96L134 98V99H132V103H133V105H132V108H130L129 110H126L124 113H126V115H130V114H132V112L131 111H133V115H132V117H128V116H123V118L126 120L127 119V121H128V123L130 124H128L127 125V121H125V122H123V125L124 126H126L127 127V129H126V127H125V129L126 130H129V131H135L136 129V127L138 128L139 126H141V125H143V123H148V122H150L151 120H150V118H153L156 114V112H158L159 110L158 109H162L161 108V104L163 105V103H165V101H166V98H168V99H170V97H171V91H170V94L167 96V97H164V95L163 94H161V93H169V91H168V89H165L164 90ZM2 90V91H1ZM99 90H100V92L102 91V89L101 88H99ZM254 90V91H253ZM75 91L76 90H74V92L72 93L73 94V96H74V99H73V101L71 100H68V98H66V97H68V95L66 96V97H64L65 98V100L63 101L62 100V102H58L59 104L58 105H60V104H63L64 106H65V104L68 106V105H70V107L71 108H73V111H74V113L76 114V112L77 113H81L82 111H80V108H82V110L83 109H85L86 111H87V113L88 112H90V115H87V114H84L83 116H88L87 118H89V119H93L94 117H95V115H97V117L99 116L100 118H101V122H103L102 123V126L104 127V123L107 121V123L109 122V120H111L110 118H108V114H105V115H103V116H105V117H103L104 118V120H103V118H102V115H100L99 114V109H100V106H96L97 107V109H94V107H93V105L95 106V105H97V103H99V104H101L100 102H97V103H94L93 104V101L92 100H89V101H87V98L86 97H88L89 96V92L85 95V94H83V93H81V94H79V95H82V96H78L76 93H75ZM95 91V90H94ZM97 91V90H96ZM120 91V90H119ZM145 93V94H147L149 97H147L146 98V100L147 101H145V98H144V96H146V95H142V94H144L143 92ZM80 92H82V91H80ZM257 92V91H256ZM69 94H71V92H68ZM67 93V94H68ZM77 93H79V92H77ZM96 93V92H95ZM98 93V92H97ZM120 93H121V91H120ZM142 93V94H141ZM153 93V94H152ZM258 93V92H257ZM4 94V92H3V89L2 88H0V98H2V95ZM111 94H113V98H114V100H116V98H118L119 97V95L117 94L116 95V93H111ZM254 95V99L252 98V97H250L251 95ZM63 95V94H62ZM114 95H115V97H114ZM135 95H136V97L138 98V101L136 102V97H135ZM155 95V96H154ZM161 97V101H160V98L158 97ZM250 95V96H249ZM69 96H71V95H69ZM86 96V97H85ZM106 96V100H105V98L104 99H102L103 101L102 102H104L105 103V101L107 102V96H109L108 94H103V93H101V98L102 97H105ZM118 96V97H117ZM142 96V97H141ZM152 96V97H151ZM257 96H258V98H259V101H258V98H257ZM84 97H85V99H84ZM139 97H141V98H139ZM155 97H157V99L155 98ZM163 97H164V99H163ZM255 97H256V99H255ZM79 98V99H78ZM109 98V97H108ZM112 97H110V99H108V102H110V100L111 101H113V102H110L109 104H114V100H112L113 99ZM143 98V99H142ZM151 99V100H149V99ZM156 99V101H154L153 99ZM240 98H241V96H240ZM240 98H238L239 100H240ZM72 99V98H71ZM81 99V100H80ZM84 99V100H83ZM159 99V100H158ZM163 99V100H162ZM80 100V101H79ZM134 100V101H133ZM158 100V101H157ZM241 100V102H243ZM254 100V101H253ZM262 100V102H260ZM60 101V100H59ZM68 101L70 102V103H68ZM90 101H91V104H90ZM155 102V103H153V102ZM160 101V102H159ZM65 104H64V103ZM87 102V103H86ZM137 104V105H135V103ZM146 102H148V105H147V103ZM201 102V101H200ZM78 103V104H77ZM82 103H84V104H82ZM151 103V104H150ZM72 104V105H71ZM74 104H76V105H74ZM103 104V103H102ZM145 104H146V106H145ZM155 105L154 107H153V105ZM159 104H160V106H159ZM74 105V106H73ZM79 105V106H78ZM83 105V106H82ZM140 105V106H139ZM142 105H144L145 107L143 108L142 107ZM65 107V110H66V108H67V110H68V112L70 113V115L72 114V111H69V107ZM76 106V107H75ZM137 109V107L139 108V109H137L138 110V112H137V110L134 108V107ZM149 106V107H148ZM152 106V107H151ZM167 106V105H166ZM166 106H164V107H166ZM61 107V106H60ZM63 107V106H62ZM99 107V108H98ZM156 107H157V109H156ZM78 108V109H77ZM87 108H88V110H87ZM149 108V109H148ZM155 108V109H154ZM168 108V106L164 109V110H166ZM64 108H61V111L63 110ZM131 109H134V110H131ZM152 109H154V110H152ZM85 110H83V111H85ZM151 111L152 110V113L151 114H149V115H147L146 113H150V112H147V111ZM79 111V112H78ZM85 111V112H86ZM144 111H146V113L144 112ZM96 112V113H95ZM144 112V114L143 115H141L142 113ZM62 113V112H61ZM65 113V111L59 116V117H61L62 118V116H63V114ZM95 113V114H94ZM141 113V114H140ZM191 113V114H190ZM189 114L188 113H181V114H183V116H184V114L186 115V116H188V119H190V120H188L187 118H186V116H181V121L182 120H185L184 122H185V124H187V121H188V124H190V123H192V124H194L192 121H193V119H192V117L194 116V119H195V117H196V119H198V121H199V118L200 119H202V117H201V115H199V114H195L194 113V115H193V113L192 112H190ZM66 114V113H65ZM64 114V115H65ZM75 114H74V116H75ZM81 114H83V113H81ZM89 114V113H88ZM69 115V114H68ZM69 115V116H70ZM136 115H138V116H136ZM144 115H146V116H144ZM66 116V115H65ZM64 116V117H65ZM73 116V115H72ZM71 116V117H72ZM136 116V117H135ZM149 116V117H148ZM178 116H180V115H177V117ZM198 116V117H197ZM63 117V121L67 118V117H65L64 118ZM109 119H107V118ZM135 117V118H134ZM144 117H145V119H144ZM70 118V117H69ZM78 118H80V117H78ZM83 118V117H82ZM99 118V119H100ZM122 118V119H123ZM139 118V119H138ZM142 120H141V119ZM147 118V119H146ZM179 118V117H178ZM5 119V118H4ZM94 119H96V117L94 118ZM135 120V122H134V120ZM138 119V120H137ZM187 119V120H186ZM195 119V120H196ZM67 120V119H66ZM70 121H71V118L69 119ZM68 120V121H69ZM73 120V119H72ZM145 120V121H144ZM154 120V119H153ZM2 121V120H1ZM0 121V127L2 128V129H4V130H7V131H5L6 133H1L0 132V134L2 135V136H4L3 138L0 136V138L1 139H3V142H1L2 140L0 139V154L3 156L4 155V153L5 154H7L8 152H7V149L9 150L10 149V147L9 146H11L12 145V142L10 141V140H12L15 136H14V134H16V135H18L17 137V139H19V135L21 134V130H20V128L19 127H17L16 125V127L14 126V124L12 125V123L11 122H9L7 119H5L3 122H1ZM99 120L97 121L98 122V124H99V122H100ZM112 121V120H111ZM124 121V120H123ZM140 121V122H139ZM197 121V122H198ZM207 121V119L206 120H203L202 121V124L203 123H205ZM5 122H7V123H5ZM73 122H75L76 123V121L74 120ZM190 122V123H189ZM196 121H195V124L197 123ZM4 123V124H3ZM10 123V124H9ZM111 123V122H110ZM138 123V124H137ZM3 124V125H2ZM6 124H8V125H6ZM87 124V123H86ZM98 125V124H96V123H91V124H87L88 125V127H93L94 125ZM131 124L133 125L134 124V127L135 128H133L132 126H131ZM140 124V125H139ZM87 125H85V126H87ZM101 125V124H100ZM139 125V126H138ZM145 125V124H144ZM3 126V127H2ZM11 126V127H10ZM85 126H83V127H85ZM174 126H175V131H177L178 130V127H179V125L177 124H175V125H173V126H171L170 128H172V130L170 131V128L169 129H165L164 131H165V134H166V139L165 138H163L162 139V136H161V141L159 140L158 141V143H155V146L157 145V146H159V142L160 143H162V141H165V140H167L168 138H169V140L168 141H166L167 142V145L165 144L166 142H163L165 145H166V147L165 148H169L170 149V153L171 154H173V156H175L176 158H177V156L179 155V153H181V154H183L184 156H185V158L183 157V155H181L180 154V156H182V158H184L183 159V161L182 162H185V166L186 167H184L183 165H181V164H178V168H180L182 171H181V173L183 174L184 172L183 171H185V173H186V170L190 173H188L187 174V176H185L184 174L182 175L181 174V176L179 175L180 173L178 172V170L179 169H177V173H178V175H179V179H181V181H182V184H178L177 182L179 181V183H180V180H177L178 178V176H177V174H176V169H173L174 167H175V165H173L174 167H171L172 166V162L170 163V161H172V160H170V161H166V158L165 157H167V156H164V157H161V159H160V161H162V162H164V160H165V162L164 163H162V166H164L163 168H165V165H166V169H163V171L164 172H162V173H156V177L157 176H166L167 177V175L168 176H171V178H172V176L174 177L175 176V179L177 180H173V181H171L170 179H169V181H166L165 183L167 184H170V181H171V184H177L176 186H182L181 188H178V187H175L176 189H171L172 191H175L174 192V194H175V196L173 197V200H171L173 203H172V206H171V208H170V210H169V207H168V205H166V204H168L169 203V201H168V203H167V199L169 200V198L171 197V196H173V194L171 195H169L170 197L169 198H163L165 195L164 194H166V187H165V185H163V187H165L163 190H161V188H163V187H161V185H162V183L160 182L161 181V177H160V180H159V178H157L158 179V182L157 181H154V180H157V179H154V180H152V178L151 177H153L154 178V175H152L150 178H149V176L150 175H147V174H152L151 172H152V170H153V174H154V172H157V171H155V169L157 170L158 169V171H159V169L160 170H162V168H159V166H158V164L157 163H159L160 161L158 160V156H153V157H156L157 158V160H155L154 161V159H156V158H151L152 160H150V162L151 163H149V161H148V163H146V159H145V161H143V162H145L146 163V165L147 164H149V165H145V167L147 168L146 170H147V172H146V170L143 168H140V170L142 169V171L144 170L145 171V173H146V175H147V177L149 178V180H152V181H154V183L152 182V181H150L149 182V180H147L148 178L147 177H145V178H147L146 180V182L147 183H149V184H151V187L153 188H155V187H157L158 186V188H159V190L161 191V195H162V192H164L163 193V199H165V202L162 200L161 201V196L160 197H158L157 199H160V203L159 204H161V202L164 204L165 203V205L168 207H166L165 205H161V207L162 206H164V207H166L165 209H168V213H169V215L171 216V218L172 217H174V218H172L173 220H171V221H174V223H175V226H176V222L179 220V215H180V217L182 218L181 220H183L182 222H185L184 220H186L187 221V223L188 222H193L194 221V216L191 214V212L192 213H194V211H191L192 210V206H196V207H199V206H205L206 204H205V201L203 200V197L204 196H207V195H209V194H212L213 195V192L214 191H216L217 193L219 192L220 194H219V196H221V193L222 194H226L225 196H226V200L225 199H223V195L221 196V198L223 199V201H225L224 203L225 204H223V201H222V206L221 207H223V206H225V208L223 207L222 208V210L221 209H219V211H218V214H220V215H222L224 212L223 211H225V213L227 214L229 211H230V209L231 208H238V210H239V212L241 211V209H240V206H241V203L243 204L242 205V207L244 208L242 211H244V214H246V212H245V210L246 209H250L251 211H252V209H255V210H257L258 208V203L259 204H261L262 202H264V197H262V196H260V198L257 196V199H255L256 197H254V199H253V197L252 198H249V200H254L253 202H251V201H249L246 197H247V195H246V199L243 197V195H242V201H241V203H240V200H238L239 201V203H237V201L235 200L236 198H237V195L239 196L237 199H241L240 198V195L239 194H237V193H234V191L236 192V185H234V188H233V184H236V182L238 181V180H235L236 182L234 183V178L236 179V177L239 179V177L236 175H233L234 173L236 174V172L237 171H239V172H241V171H244L243 170V167H244V165H249L251 162H254V164H256V166L253 164V163H251V164H253L254 166H255V168L257 169V167H259V168H261L262 167V169H264V149H261V148H259V146L261 147V146H264V137H262V136H264V133H262L260 130H258V131H256V133H255V135L253 134V136L255 137V140L257 141V142H259L258 143V148H259V150H258V148L256 149V151H253L254 152V154L253 153H251L252 154V158H250L249 157V155H247V153L244 155V154H242V153H240L241 155L239 156L238 155V153H237V149H231V150H227V148L226 149H224V152H226V157H227V155H228V157H229V155H230V158L231 159H234V161L237 159L236 157H237V155L240 157V158H238L240 161H241V159L243 160V158H246V164L244 163V162H242L243 164H240L241 162H238L237 164H234V166L232 165V164H230L229 166H227L226 168L228 169V168H230V166H231V170L233 169V168H235V170H237V171H234V173H229L228 171H230V169H228V171H227V169L225 170V168L223 169V168H218L221 172H219L218 174H219V176L217 177V179L215 180L214 178L215 177H213V176H211V174H212V172H208V173H205V172H207L209 169H207V163H208V161H206V160H208L209 159V163L210 162H212L213 163V161H212V159H211V156L209 155V153L208 154H206V155H204V153H207V146H202V148H200V150H202V151H200V150H198V148L197 149H195L194 148V146H192L191 144H192V139H191V141H188V144H190V146L186 143V136L188 135V132L187 133H185L187 130H189V128H193V126L190 124V126H189V128L187 129L186 127H184L185 128V132H181L182 130V128L183 127H180L179 128V130L178 131H180L182 134L183 133H185L184 135V137H182V140H181V142H182V144L183 143H185L186 145H182V144H177L176 143V141L174 140V138L176 137V140L178 139V137H180L181 136V134H180V132H178V134L180 135H178L177 134V136L175 135V134H173V135H175V137L172 139V140H170V134H169V132L168 131H170V133H174ZM177 126V127H176ZM185 126H187V125H185ZM80 127H82V125H80ZM82 127V128H83ZM109 127V124H108V126H107V128ZM0 128V131H2V132H4V130H2ZM19 128V129H18ZM85 128H87V127H85ZM184 128H183V131H184ZM191 128V129H192ZM13 129L15 130L14 131V133L12 132L13 131ZM134 129V130H133ZM194 129V128H193ZM192 129V132H193V135H194V130ZM19 130V131H18ZM10 131V132H9ZM164 131L162 132L163 134H164ZM191 131V130H190ZM168 132V133H167ZM176 133V132H175ZM196 134H198L197 132H196ZM262 135V136H261ZM6 136V137H5ZM163 136V137H164ZM170 136V137H169ZM183 136V135H182ZM8 137V138H7ZM191 137L190 136H188V140L190 139ZM179 139H181V137L179 138ZM174 140V141H173ZM185 140V142H183ZM13 141V140H12ZM14 143H13V146H11V149H10V151L9 152H11V151H13V150H15L18 146H19V142H17L16 140H15V138H14ZM11 142V143H10ZM16 142H17V145H16ZM180 142V141H179ZM7 143V144H6ZM15 144V145H14ZM4 145V146H3ZM5 145L7 146V147H5ZM9 145V146H8ZM173 145V146H172ZM187 145L189 146L188 148H187ZM161 146V145H160ZM162 146H164V145H162ZM161 146V147H162ZM176 146V147H175ZM180 146V147H179ZM4 147V148H3ZM14 147V148H13ZM178 147V148H177ZM198 147V146H197ZM206 147V148H205ZM3 150H2V149ZM7 148V149H6ZM158 148V147H157ZM156 148V149H157ZM171 148H172V150H171ZM209 148V147H208ZM13 149V150H12ZM161 149H164V148H161ZM161 149H160V147H159V150L161 151ZM158 150V149H157ZM158 150V151H159ZM167 150V149H166ZM182 152H181V151ZM209 151H210V149H208ZM225 150H227V151H225ZM258 150V151H257ZM174 151V152H173ZM200 151V152H199ZM164 152V151H163ZM162 152V153H163ZM166 152V151H165ZM179 152V153H178ZM233 152V153H232ZM236 152V153H235ZM167 153H169V151L167 152ZM187 153H189V154H187ZM232 153V154H231ZM235 153V154H234ZM164 154V153H163ZM166 154V153H165ZM249 154V153H248ZM259 154H260V156H259ZM0 155V156H1ZM203 155V156H202ZM234 155V156H233ZM236 155V156H235ZM1 156V157H2ZM168 156H169V154H168ZM172 156V159H175V157H173ZM187 156V157H186ZM202 156V157H201ZM205 156L206 157H208V159H204L205 158ZM241 156H243V157H241ZM0 157V158H1ZM159 157V158H160ZM249 157V158H248ZM255 157V158H254ZM162 158H164L163 160H162ZM170 158V157H169ZM181 157H180V159H182ZM202 158L204 159L203 161H202V163L203 162H205L206 161V163L203 165L200 161L202 160ZM254 158V159H253ZM230 159V160H231ZM258 159V160H257ZM33 160V159H32ZM32 160H29L30 162H29V165L31 164V166L29 167V169L30 168H32V169H30V170H34V172L36 173L37 172V175L38 176H42L43 175V173L41 172V169L39 168L41 165L40 164H42L43 162L41 161V160H38V158L35 160L34 159V161H32ZM65 160H68V158H65V157H62V159H61V161L62 162H64ZM73 160V159H72ZM177 161L179 160V159H176ZM185 160H187V161H185ZM247 160H249V164L247 163ZM256 160H257V162H256ZM69 161V160H68ZM157 161V162H156ZM233 160H232V162L233 163H235ZM244 161V160H243ZM262 161V162H261ZM35 164H34V163ZM156 162V163H155ZM260 162V163H259ZM38 163V164H37ZM45 163V162H44ZM168 163H170L169 165H168ZM212 163H210V164H212ZM257 163H259V164H257ZM77 164H79V165H77ZM83 163H76L75 165V167H77V166H79V168L81 169L82 167H84L83 165H82ZM144 164V163H143ZM152 164V165H151ZM155 164V165H154ZM174 164V163H173ZM201 164H202V166H203V168L201 167ZM150 165H151V170L149 169V167H150ZM157 165V166H156ZM160 165V164H159ZM177 165V164H176ZM199 165H200V169H202V170H200V172H199V170H198V168H199ZM223 164H221V166H222ZM237 165V166H236ZM243 165V166H242ZM253 165H251L252 166V168L251 169H255V168H253ZM261 167H260V166ZM42 166H43V164H42ZM45 166V165H44ZM46 166H47V164H46ZM142 166H144V165H142ZM168 166V167H167ZM181 166V167H180ZM208 166H210V165H208ZM215 166V165H214ZM246 166H245V168H246ZM250 166V165H249ZM249 166L247 167V168H249ZM250 166V167H251ZM33 167H34V169H33ZM70 167V166H69ZM72 167V166H71ZM71 167L69 168V169H71ZM155 167V168H154ZM156 167H158V168H156ZM160 167H161V165H160ZM172 168V170H168V169H171ZM223 167H225V165H223ZM45 168V167H44ZM44 168H42V169H44ZM72 168H74V167H72ZM75 169V168H74ZM207 169V170H206ZM212 169H213V167L210 169L211 171H212ZM255 169V170H256ZM45 170H46V168H45ZM198 172H197V171ZM218 170V171H219ZM224 170V171H223ZM53 172L55 171V170H52ZM52 171H51V173H52ZM70 171H72L73 172V175H72V172H69V170H68V172L69 173H67V175L68 176H70L71 175V177H69V178H73L74 176H75V178H73L72 179V183L74 182V186H75V189H74V187L72 186L71 187V185H73V184H69V185H67V184H65V185H63L60 189H61V192L59 191L60 189H58L57 190V192H58V194H60L59 195V197L57 198V197H55V195L56 194H52L51 195V193L48 195V193L47 192H44L45 193V195H44V193H43V196L45 197H42V194H41V197L43 198V199H45L44 201H46L45 202V207L44 208H42V206H39V205H37L35 202H33V200L32 201H29V203L31 202L32 203V205L31 204H29V205H31L30 206V208L31 207H33V205H37V207H33V211H35L34 212V220L31 218V217H29V214L27 215V214H25V217H27L26 219L27 220H31V223L29 224L28 223V225L27 224H23L22 225V222H21V225H19V223H18V225H17V223H15L16 221H14V219L13 218H15L16 217V219H18L17 218V214L15 215V217H11V215L9 216V214H7L5 217H7V220L5 221L4 220V222L2 223V225L0 226V229L1 230H3V228L5 229L4 230V235H3V232L1 231V235H2V240H3V242H1V250L3 249V247H4V253L2 252V256H3V261H4V263L1 261L0 262V264H107V263H109V264H111V262H112V264H162V259L161 258H158L159 256H162V255H160V254H163V252L161 253V251L163 250L164 251V247H162V246H165L166 245V243H168L169 241H171L172 239L169 237L170 235L171 236H173L174 234H171L172 233V231L173 230H170V228L167 230V231H170L171 233H167V234H164L165 233V231L163 232V230H162V232H163V234H164V236H163V238H165L166 236V238H165V241H163V239H160V238H162V237H160L159 238V236H162L161 234V227L163 226V224L164 223H162V222H164V219H165V217H164V215H162L161 217H160V215H158V214H163L162 212L163 211H161V207L158 205H153L154 203H153V201L155 200V199H153L152 200V197H154V196H152L151 197V199L150 198H148V196H149V192L151 191L150 189L148 190L147 189V187H145V189H147V191H149V192H147V191H145V190H143V189H141L140 191H139V189H136V192H134L135 193V196L133 195V189H132V191H131V194H130V190H129V194H127L126 196H125V194L124 193H122V194H124V196L127 198H129L130 196H132L133 197V199H134V203H132V200L133 199H131L130 200V198H129V201L126 199V201H128V202H126V204L128 205V209L129 210H127V209H125L126 207H125V202H120V204H121V208H122V210H121V208L119 207V201L121 200L120 198H121V195L122 194H120L119 193V191L117 190H114L115 188L114 187H112V189L111 188H108V189H106L105 190V188L104 189H102L103 191H98V190H92L93 192H94V195H97V196H101V198H104V199H101L100 197H98V198H100V199H94V200H92V199H85L84 197H86V196H84L85 194L87 195L88 194V191L89 190H86V193H84L85 191L84 190H82L81 189V184H82V182H83V179H81L82 180V182L80 181V183L78 182L79 181V179H76V178H79L80 177V174L82 173L81 171V173L79 174V171H78V168L76 169V170H73V169H71ZM142 171H141V173H142ZM143 171V172H144ZM148 171H149V173H148ZM167 171L168 172H174V174L175 175H173V172H172V175H169V173L167 174ZM203 171H205V172H203ZM223 171V172H222ZM38 172H40V173H38ZM46 172V171H45ZM78 172V173H77ZM166 172V173H165ZM194 172H197L196 174L198 175L199 174V176H200V174L201 173H205V175L207 176V180H208V178H209V176H211L210 178H212V179H214V180H211V181H207L206 179H203L202 177V175H201V178L203 179V180H206L205 181V183L203 184V186L204 185H206V187L207 188H205L204 189V187H202L201 188V192L199 191L198 192V190H196V192H192L194 189V187L195 188H197L196 186H195V181L196 180H199L198 179V176L196 177V179H195V177L193 178L192 176H194L193 174H195ZM226 172H228V174L226 173ZM165 173V174H164ZM41 174V175H40ZM47 174H50V172H49V170H47ZM159 174V175H158ZM171 174V173H170ZM209 174V175H208ZM216 174H217V172H216ZM239 174V173H238ZM66 175V176H67ZM142 175H144V176H146L144 173H142ZM189 175V176H188ZM223 175H225V176H223ZM228 175V177L226 178V176ZM231 175H233V176H231ZM47 175H45V177H46ZM67 176V177H68ZM140 176H141V174H140ZM144 176L143 177H139L141 180H139V178H138V181L140 182H142L143 181V178H144ZM177 176V177H176ZM215 176V175H214ZM43 177H44V175H43ZM185 177V178H184ZM190 177H192L193 178V180H191L192 178H190ZM69 178H67V181H68V179ZM144 178V179H145ZM182 178H184V179H188V181H185L184 183H185V185L183 184V179ZM209 178V179H210ZM226 178V179H225ZM229 178V180H227ZM168 179V178H167ZM165 180V179H164ZM163 180V181H164ZM201 181V179L199 180V182H197V183H200V182H204V181ZM75 181H77L78 183H75ZM194 181V182H193ZM215 181V182H214ZM225 181V182H224ZM230 181V182H229ZM139 183V184H141L142 185V183ZM157 182V183H156ZM173 182V183H172ZM68 183V182H67ZM133 183H135V182H133ZM161 185H160V184ZM231 183H233L232 185H231ZM238 183V182H237ZM145 184V185H144ZM158 184V185H157ZM167 184V185H168ZM170 184V185H171ZM187 184V185H186ZM137 185V184H136ZM143 185L144 186H147L146 185V183L145 182H143ZM174 185H172V186H174ZM259 185V184H258ZM257 185V188H255V190L256 191H258L259 193H264V187H260V186H258ZM197 186H201V185H197ZM79 187V188H78ZM150 186H149V188H151ZM171 187V186H170ZM136 188H139V187H136ZM199 188V187H198ZM78 189V190H77ZM79 189H81L82 191H84V192H81L80 193V190ZM155 189H157V188H155ZM169 189V188H168ZM167 189V190H168ZM177 189H180V190H177ZM212 189V190H211ZM235 189V190H234ZM70 190V191H69ZM73 190H75V191H73ZM111 190V191H110ZM170 190V189H169ZM185 190V191H184ZM203 190V191H202ZM214 190V191H213ZM54 191H56V190H54ZM53 191V192H54ZM128 191V190H127ZM127 191H124V192H127ZM141 191H142V193H141ZM143 191H145V192H147V194H148V196H147V198L149 199V200H152V201H149L147 204H143L142 202H145V201H143V199L144 198H146L145 196H144V194H146V193H144ZM155 191V190H154ZM181 191V192H180ZM206 191H207V193H206ZM50 192V191H49ZM77 192H79V193H77ZM110 192V193H109ZM113 192V193H112ZM114 192H115V194L118 192V194H120V200L119 199H115V201L117 200V202L116 203H118L119 205H118V207L115 205L114 206V204H116L115 203V201H113L112 200V198L114 197ZM123 192V191H122ZM139 192V193H138ZM152 192H153V190H152ZM156 192V191H155ZM169 192H171V191H168V193ZM257 192V193H258ZM65 193V194H64ZM90 194L89 195H87V196H90L91 195V190H90V192H89ZM158 193V192H157ZM156 193V194H157ZM233 193H234V195L236 194V198H235V196L233 195ZM57 194V195H58ZM64 194V195H63ZM146 194V195H147ZM155 193H153V195H154ZM155 194V195H156ZM200 194V195H199ZM231 194H232V196H234V197H232L231 196ZM93 195V194H92ZM91 195V196H92ZM102 195H104V197H102ZM106 195V196H105ZM129 195V196H128ZM138 195V196H137ZM151 195H152V193H151ZM260 195H262V194H260ZM63 196H66L67 198L66 199H64L63 198ZM84 196V197H83ZM91 196H90V198H91ZM123 196V201H125L124 199H125V197ZM158 196V195H157ZM166 196H168L167 194H166ZM210 196V195H209ZM206 197L207 198V200H208V198L210 199V197ZM215 196H217V198L219 197L218 196V194H214V197ZM225 196H224V198H225ZM231 198H230V197ZM40 197V196H39ZM83 197V198H82ZM96 197V196H95ZM117 198H118V195L116 196ZM138 197V198H137ZM51 198V199H50ZM52 198H54V199H52ZM69 198V199H68ZM89 198V197H88ZM155 198V197H154ZM213 198V196L211 197V199ZM216 198V197H215ZM233 198H235V199H233ZM244 198V199H243ZM39 199V198H38ZM42 199V200H43ZM148 199H146V200H148ZM205 199V198H204ZM220 199V197L217 199V200H219ZM231 199V200H230ZM31 200V199H30ZM63 200V201H62ZM204 201V203H203V201ZM233 200V202H231ZM246 200V201H245ZM248 200V201H247ZM255 200H256V202H255ZM257 200H258V202H257ZM259 200H260V202H259ZM36 201H38L37 199H36ZM40 201H41V199H40ZM112 203H111V202ZM215 201V200H214ZM214 201H212V200H210V202H213V204H214ZM221 201H219V202H221ZM147 202V201H146ZM154 202H156V200L154 201ZM34 203V204H33ZM41 203V202H40ZM114 203V204H113ZM208 203V202H207ZM235 203H237L238 205H237V207H236V204ZM249 205V204H252V207H255V208H252L251 209V207L250 208H246V206L245 205H247V204ZM253 203H255V204H253ZM47 204V205H46ZM125 204V205H124ZM148 204H150L151 206H152V208L148 205ZM188 204V205H187ZM200 204H204V205H200ZM217 204V203H216ZM219 205H220V203H218ZM142 205H144L145 206V211H144V206H142ZM169 205H171V204H169ZM207 205H209V204H207ZM255 205V206H254ZM262 205H264V204H262ZM39 206V207H38ZM124 206V207H123ZM139 206H141V207H143L142 208V210H141V207H139ZM177 206H179V208H180V210H179V208L177 207ZM191 206V207H190ZM245 206V207H244ZM251 206V205H250ZM260 206V205H259ZM27 207V206H26ZM148 207V208H147ZM153 207L154 208H156V207H158L157 209H160V211L161 212H159V210H158V212L159 213H156L157 212V209L155 210V212H153L154 210H153ZM163 207V208H164ZM196 208V209H198V210H200V209H204V208ZM212 207V206H211ZM13 208H15L18 212H21V209H19L18 207H13ZM125 210H124V209ZM178 208V209H177ZM189 208H191L190 210H189ZM220 208V207H219ZM246 208V209H245ZM195 208H193V210H194ZM195 209V213L194 214H196V210ZM235 209H232L231 211H234ZM25 210L27 211V209L24 207V210H22V213L24 212V213H26L25 212ZM123 210H124V212L125 211H127L126 212V214L129 212V213H131L130 214V216H129V218H128V216H127V218H128V221H124L126 218V214L124 213L123 214ZM141 210V211H140ZM171 210H173V212L171 211ZM177 210V211H176ZM221 210V211H220ZM249 210V211H250ZM12 212H13V210H11ZM11 211H9V213H11ZM30 211V210H29ZM166 211V210H165ZM164 211V213L166 214V212ZM179 213L178 214V220L177 221H175V217L176 216H174V215H172V213ZM175 211V212H174ZM180 211L182 212V214H180ZM189 211H190V213H189ZM230 211V212H231ZM241 211V212H242ZM247 211V210H246ZM259 211H261V210H259ZM15 212V211H14ZM28 212V211H27ZM150 212V213H149ZM153 212V214L152 215H158L159 217H157V219H156V217H154L155 218V223H158V224H154L153 223V220L151 221L152 223L151 224H148L147 226H146V224L147 223H145L144 221H146V220H143L142 218V216H145V215H143V214H148L149 215V217H151L152 215H151V213ZM197 212H199V211H197ZM221 212H223V213H221ZM237 212V213H236ZM236 212H234V213H236V214H234V217H235V219H238V217L236 216L237 214H238V211H236ZM257 212V211H256ZM17 213V212H16ZM30 213H31V211H30ZM33 213V212H32ZM31 213V215L30 216H33V214ZM156 213V214H155ZM175 213V215H177ZM260 213L261 212H258V214L260 215ZM262 213H264V208H262ZM14 214V213H13ZM138 214V215H137ZM142 214V215H141ZM187 214V215H186ZM188 214H191V217L190 216H188ZM241 214V213H240ZM243 213H242V217L244 218V215ZM250 214V213H249ZM256 214V213H255ZM19 215H20V217H21V213H19ZM18 215V216H19ZM125 215V216H124ZM129 215V214H128ZM134 216V218L137 216V221H136V219H135V222H134V218H132L133 220H131L130 219V217H133ZM148 215H146V216H148ZM151 215V216H150ZM169 215H165L166 216V219H171V218H168V216ZM182 215V216H181ZM230 215V214H229ZM259 215H258V217H259ZM22 216H24V215H22ZM75 216V217H74ZM77 216V217H76ZM123 216V217H122ZM141 216V217H140ZM169 216V217H170ZM223 216V215H222ZM240 216V215H239ZM252 216V217H251ZM255 216H257V214L256 215H250V219L252 218V220L253 221H255V225L254 226H252V224L254 223H252L251 222V224L250 223H246V226H247V224H248V226L247 227H249L250 226V229L249 228H244V227H246L245 225H241V224H235V222L234 223H232V224H235L236 226H231L232 227V230H227V229H225V230H227V232L226 231H224V228L222 229L224 232L222 233V234H224V235H226V240H225V242L226 243H224V240H223V243L224 244H226V245H224V246H226V247H223V245L222 246H220V243H222V240H220L219 239V241H218V243H217V245L216 244H214V245H216L215 247H216V249L217 250H215L214 251V245L212 246L213 248L211 249V251H212V253H213V255L216 253V254H218L219 252L221 253V252H223V251H219V248L221 247V248H223L222 250H224L225 248H226V250H228L227 252L226 251H224V252H226L225 254H226V256L224 255V254H222L221 256L220 255H218L219 257H217V261H218V258H220L221 257V259H219L220 260V262L218 263V264H264V214H261V217H259V218H254ZM24 217V218H25ZM58 217H60V218H68L69 219V217H70V219L69 220H66L67 222L69 221L70 223H67V222H65V220H62V223H59L60 221H59V218ZM72 217H74L75 219L76 218H80V219H78V221L77 222H75L76 220L75 219H71ZM121 217V218H120ZM140 217V218H139ZM188 217H190V218H188ZM225 217V216H224ZM246 217H249V216H246ZM23 218V219H24ZM58 218V219H57ZM151 218H153V217H151ZM162 219V220H160V219ZM241 218V217H240ZM243 218H241L242 220H243ZM25 219V221L27 222V220ZM122 219H124V220H122ZM143 220V221H141L140 222V220ZM150 219V218H149ZM18 220H21L20 218L18 219ZM56 220H58V221H56ZM61 220V219H60ZM71 220V221H70ZM75 220V221H74ZM80 220L82 221V222H80ZM127 220V219H126ZM129 220H131V221H133V222H131L130 221V223H128L129 222ZM239 220V219H238ZM242 220H240V222L242 221ZM246 219L244 218V221H245ZM260 220V222H258ZM28 221V222H29ZM64 221V222H63ZM72 221H73V223H72ZM124 221V222H127V224L126 223H124L123 225H122V222ZM147 221H148V219H147ZM159 221H161V222H159ZM180 221V220H179ZM257 221V222H256ZM14 222V223H13ZM18 222V221H17ZM78 222L80 223V224H78ZM137 222H140V224L139 223H137ZM166 222L167 221H165V224H164V226H163V228H166L165 226L167 225L166 224ZM169 222H170V220L168 221V224H169ZM239 222V221H238ZM246 222H249V219L246 221ZM25 223V222H24ZM133 223H135V225H133ZM145 223V226L147 227H145L144 228V226L142 225V224H144ZM148 223H150V221L148 222ZM186 223V222H185ZM242 223V222H241ZM134 226H132V225ZM162 224V226L160 227V225ZM171 224H172V222H171ZM242 224H245L244 222L242 223ZM128 225V226H127ZM137 225H139V226H137ZM141 225H142V227H141ZM149 225H151V226H149ZM156 225V226H155ZM157 225H159V226H157ZM173 225V224H172ZM177 225H179V224H177ZM131 228H130V227ZM149 226V227H148ZM229 226H230V224H229ZM125 227H127L128 229H126ZM167 227H170V225L169 226H167ZM179 227V228H178ZM177 228L178 229H180V226H178ZM194 228H195V225L193 226ZM192 227V230H194V228ZM228 227V226H227ZM226 227V228H227ZM21 228L23 229V231H27V228H29L31 231H29V232H31L30 234H29V232H27V235H28V237L26 238H24V236L25 235H22L21 234ZM135 229V230H133V229ZM139 228V229H138ZM142 228V229H141ZM149 228L151 229V230H149ZM28 229V230H29ZM130 229V230H129ZM144 229V230H143ZM160 229V230H159ZM167 229V228H166ZM245 229V231H242V230H244ZM246 229L248 230H252V232H247L246 231ZM255 229V230H254ZM138 230V231H137ZM196 230H198V229H196ZM124 231H125V233H124ZM129 231V232H128ZM131 231V232H130ZM149 232V236L152 234V239H150L149 238V236L147 235V236H144L145 234L144 233H142V232ZM158 231H159V233H158ZM175 234L176 233H178L177 232V229L175 228ZM179 231V230H178ZM228 231L231 233H229L228 234ZM253 231H256V236L254 237L253 236ZM128 232V233H127ZM134 232V233H133ZM137 232H140L141 234H139L138 233V235H140V237L138 236V235H135V233L137 234ZM147 232V233H148ZM194 232V231H193ZM245 234V232H247V233H249L248 235H246V239H247V241H249L250 242V240H248V238L249 239H251L252 241L250 242V243H248L246 240H244V241H246L245 243H247V244H244L243 245V247H242V249H241V247L239 246L238 247V244L239 245H241L242 246V244H240V243H238L237 244V238L239 237V235H240V237L239 238H245V237H243L244 236V234ZM131 233V235H133L132 237L129 235ZM146 233V234H147ZM173 233H174V231H173ZM253 233V234H252ZM21 234V235H20ZM23 234H25V233H23ZM123 234V235H122ZM155 235H157L156 237H155ZM159 235V236H158ZM20 236V237H19ZM135 236H137V237H135ZM141 236H142V239H143V242L142 241H140L141 240ZM153 236H154V239H153ZM222 236V235H221ZM230 236V237H229ZM250 236V237H249ZM253 236V237H252ZM19 237V239H17L16 240V238H18ZM140 238V240H139V238ZM143 237H145V240H144V238ZM147 237V238H146ZM158 237V238H157ZM252 237V238H251ZM130 238H133V239H131L130 240ZM134 238H136L138 241V247L141 245V244H144L143 246H145L146 245V247H144V249L142 250L141 249V254L139 253V251L140 250H135V248L136 249H140V248H137V247H135V245H137V242L136 241H134V243H132L133 241L132 240H135ZM149 238V239H148ZM157 240H156V239ZM170 238V240H168ZM228 238V239H227ZM146 239H147V241H146ZM159 239V240H158ZM152 240H155V241H152ZM168 240V241H167ZM231 240V241H230ZM238 240H241V239H238ZM157 241H160V242H157ZM233 241V242H232ZM155 244H154V243ZM162 242H164L165 243V245H163L164 243H162ZM229 244H228V243ZM231 242V243H230ZM241 242V241H240ZM161 243H162V246H160L161 245ZM171 243V244H170ZM241 243H243V242H241ZM130 244V245H129ZM133 246H132V245ZM170 244V245H169ZM230 244L232 245V246H230ZM132 246V247H131ZM153 246V247H152ZM168 246H170V247H168ZM174 246V247H173ZM230 246V248L228 249V247ZM133 247H135L134 249H133ZM141 247H142V245H141ZM174 249H173V248ZM143 248V247H142ZM152 248V249H151ZM166 248V247H165ZM169 248V249H168ZM171 248V249H170ZM149 250V252H147L148 250ZM155 250V252H156V254H155V252L153 253V254H155V257H157L156 259H158V260H156L154 257H152V255L153 254H151V252L152 251H154ZM160 251H159V250ZM162 249V250H161ZM173 249V250H172ZM127 250H130L129 252L127 251ZM133 250V251H132ZM169 250V251H168ZM137 251H138V253H137ZM145 251V252H144ZM166 251L169 253H171L172 255H169L168 253H167V255L165 256V257H168L169 259H170V257L172 258V259H177V254H178V251H177V249H175V245L172 243V241L171 242H169L168 243V245H167V249H166ZM132 252H134V253H137V254H134V253H132ZM175 252H177L176 253V255L175 254H173V253H175ZM181 251H179V254H184L183 253V251H182V253H180ZM218 252V253H217ZM223 252V253H224ZM128 253V254H127ZM130 253V254H129ZM145 253V254H144ZM147 253V254H146ZM151 254V255H149V254ZM158 253V254H157ZM160 253V254H159ZM4 254V255H3ZM143 254V256H141ZM215 254V255H216ZM141 257H143V258H141ZM145 255V256H144ZM157 255V256H156ZM169 255V256H168ZM187 255H188V253H187ZM190 255V254H189ZM188 255V256H189ZM137 256V257H136ZM139 256V257H138ZM147 256H149V257H147ZM150 256H151V258H150ZM154 256V255H153ZM164 256V255H163ZM187 256V257H188ZM191 257V256H190ZM189 257V258H190ZM138 258H141L142 260H141V262H140V259H138ZM148 258H150L149 260H147ZM179 258H180V256H179ZM1 259V260H2ZM138 259V260H137ZM152 259H154L155 261H157V262H155V261H153L152 262ZM160 259V260H159ZM165 260H167L166 258H164ZM163 259V260H164ZM174 259V260H175ZM181 259V258H180ZM182 259H184V258H182ZM171 260V259H170ZM173 260V262L175 263V261ZM190 260V259H189ZM189 260H187L188 262L186 263V264H191L192 262H190ZM108 261V262H107ZM111 261V262H110ZM150 261H151V263H150ZM159 261V262H158ZM168 261V260H167ZM166 261V262H167ZM178 261H180V260H178ZM173 262H171V261H169V263L170 264H173ZM181 262V261H180ZM185 262H186V260H185ZM163 264H165V263H163ZM176 264H177V261H176ZM178 264H180V263H178ZM182 264V263H181ZM217 264V263H216Z\"/></svg>",
    "mask_w": 264,
    "mask_h": 264
}]
</instances>
